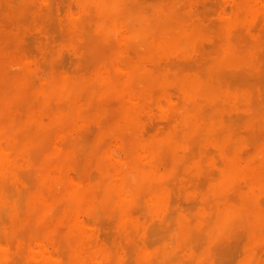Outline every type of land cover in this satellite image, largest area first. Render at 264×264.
<instances>
[{
	"label": "rangeland",
	"instance_id": "374dc122",
	"mask_svg": "<svg viewBox=\"0 0 264 264\" xmlns=\"http://www.w3.org/2000/svg\"><path fill=\"white\" fill-rule=\"evenodd\" d=\"M12 1V2H11ZM0 0V75H3V76H1L0 78H7V80L6 81H4V80H2V82H1V79H0V84L2 85V84H4V82H6L7 83V85L5 86V90L3 91V90H1V89H3V88H0V93H2V96L1 97H4V98H1L0 97V115L2 116V119H3V123H2V125L3 126H7L5 129L6 130H9V126L11 127V129H10V132H8L7 131V133H10V135L9 136H11V134H13V135H17L18 137L20 136V140L19 141H21V144H22V146H23V148L26 150V156L25 157H23V156H16L15 158H16V160H18V162L20 163V166L18 167V169H17V176H18V174H19V178H20V180H22L24 183H26V184H28V185H30L31 186V188H33L32 186L34 185L35 186V184H36V178H37V171H35V175H36V177H35V175H34V169L35 170H37V167H38V165L40 164V162H44V163H47V164H49L51 167H50V173L51 174H55L54 172H53V170L55 169V168H57V169H61V168H63V169H61L60 170V177H59V179L57 180V182H55L54 183V188L53 187H51V185H53V184H51V185H48V187H47V185H45V186H42V187H45V189H46V193H45V197H48V193H51V192H48L47 190H49V189H51L52 188V190H55V188H56V192L55 191H52V192H54L53 194L55 195V196H60L61 195V193H63V192H65V191H67V190H71V189H75V188H77L78 186H79V188H80V186H81V189L83 190V191H85V192H87V191H89L90 192V190H93V189H95L96 187H94L95 185L97 186L98 184L101 186L103 183H102V179L103 178H107L106 180H110L111 179V176H112V174H114V173H116L117 171H119V172H121V173H123V172H125L127 169H128V167H127V164H128V162H129V160H126L125 158H126V154L125 153H128L127 151V149H129L130 148V150H129V152L133 149V147H135L136 146V144H138V143H141V142H147V141H149L150 139H156V140H161V139H163V138H165V137H167V136H171L172 137V135H173V138L172 139H174V141H175V144L177 145V147L175 148V149H173V150H171V149H168V148H166V150L164 149V150H159V151H161V152H159V151H156L155 153H153V154H151V155H149V156H147V159L148 160H146V161H148V163H150V166L151 167H153L154 169H156L157 168V170L158 171H160V172H162L163 173V178H165V177H167L168 179H164V180H162L164 183L163 184H165V183H168L166 186L164 185V187H165V189H166V195H167V204H166V206H165V208H162L161 209V211H160V214H161V216L163 215V216H166L165 218H171L172 220H173V222H172V220H171V222L168 220L167 221V219H166V221L168 222H166L165 221V223L164 224H162V225H164V226H162V229H163V227H164V229L167 227L168 228V225L170 226V223L173 225V226H171L170 228H172V227H175V224H173L174 223V221H175V217L176 216H182L183 218H185V219H187V215H189L188 217H191L192 216V218H194L195 219V214L194 213H196V215H197V212L201 209V208H204L203 206H198V203L199 204H201L200 202L202 201H204V199L206 198V202L204 201V203H209V202H215L217 199H218V196L219 195H216L217 197H215V196H212L213 195V191H215V193H216V191L218 192V194L220 193V189L221 188H219L218 187V183H217V185L216 186H214L215 184H216V182H217V177L219 178V175H220V169H221V165H222V159H221V155H220V150H219V147L213 142V137L214 136H211L210 137V135H208L207 134V131H206V129L204 130H200L199 132H197L196 134H194V136H193V138H189L190 140L192 139L193 140V142H194V139H195V137L196 136H198L197 138L198 139H201L202 140V138H203V143H201L200 141H198L199 143V146L198 145H196L195 146V144H197L196 142V139H195V144H191V142H190V140L189 139H186V140H184V141H182L181 142V140H183V138L185 137V136H187L186 134H187V132L184 130V129H181L182 127L180 126L181 125V117H182V115H185V114H191V116L192 115H199V117H201L202 116V114H203V116L202 117H204L203 118V121H204V123H206L205 121H209V119H211L212 120V122L213 123H218L220 120V122L217 124V129H215V133H214V135L217 133V132H219V134H220V132H221V134L220 135H218L219 137H221L223 134H224V132H226V133H229L231 136H235L234 134H236V136L237 137H234V138H237V141H239L238 142V146H237V142H236V144H234L233 145V147H232V145H231V143H230V145H226V147L230 150V149H232V151H233V149H234V153H235V156L239 159V161L242 163V164H245V165H247V164H249V162H250V164H251V161H254L255 159H257L258 158V161L256 162L255 161V163H253V164H251V165H249V166H251L252 168H256V167H258L262 162H264V160H262V158H264V157H262L261 155H259V153L257 152L259 149H262V148H264V146H262L261 147V145H264V114H261V113H264V107H262V112H261V106H262V104H264V100H262V99H264V45H262V44H264V31H262V29H264V13H259L258 12V8H260V10L259 11H262V10H264V6H262V5H264V4H262V2H264V0H257L256 1V11L255 12H252V15H251V12L249 13V12H247V11H245V14L243 15V9L241 10V9H239V7H237V5H235L236 3H235V0H137V2H136V0H122V3L124 2V6H127V5H129V4H132V6H134V4H135V2H136V4L139 2V3H141L142 4V6H144V7H138V8H136L137 6H139V4H135L136 6H134L135 7V9L136 10H138L139 11V13H140V10L143 8H145V5H147V7H149V8H151V10L148 8L147 9V7L145 8V11L142 9L141 10V12L142 13H144V14H146L147 13V16L146 17H151V16H154V14L153 13H155V17H159V16H156V15H160V13H158L157 14V10L160 8V5H163V8H165V10L167 11L166 13L168 14V15H170V17L173 19V20H175V22L174 21H172L174 24H173V28H174V26H175V29H178V27L179 26H183V27H185V28H188V26L191 28V27H193L192 25H194V24H196L197 22L199 23V25L202 27V28H200L199 29V25H195L196 27L197 26H199V27H197L198 29H199V32H196L193 36H192V38H191V42H190V45L189 46H187V48L188 49H185L184 50V52H181V53H178L179 51H176V50H168V52H167V49H165V50H163L162 49V51L161 50H159L160 51V53H159V51H156V52H154V54H152L153 55V57L155 58V60L153 59V61H155V63L154 62H151V60H150V58L152 57V55H149V56H143V55H141L140 53H143L144 52V50H145V48H141V50L142 49H144V50H140V48H137V46H136V42H138L137 41V39H138V35H136V34H132L131 32H130V30L126 27V25L125 26H123V28H121V27H119V28H117L116 29V31H118L117 33H115V35H114V39H113V36H112V42H114V43H112V42H109V41H111V38H110V40L109 41H106V40H108V39H106V37H107V35H109V34H107L106 36H103L102 34V36L101 35H99L100 37H95V33H97V35L99 34V32H97V30L95 29L96 28V21L98 20V17H99V12L97 13V10L95 9V8H93V6L91 5V4H87L86 5V7H88L89 5H91V6H89V8H88V11H89V13L87 12V8L85 9H82V8H80V6L78 5V0H69V2L67 1V0H64V2H65V4H64V2H62L63 0H59L58 2H57V0L55 1H50L49 0V2H52L51 3V5H50V3L48 2V0H15V2L13 1V0ZM37 3H36V2ZM106 1L107 0H102V3L103 2H105L106 3ZM128 1V2H127ZM158 3H157V2ZM183 1V3L184 4H182L181 2ZM211 1V2H210ZM220 1V2H219ZM69 3V7L67 6L68 5V3ZM150 2V3H149ZM259 2H260V4H259ZM7 3H11V5H9V4H7ZM15 3H17V4H15ZM18 3H19V7L17 6L18 5ZM39 3V4H38ZM46 3H48V4H46ZM149 3V4H148ZM187 3V4H186ZM24 4V6H23V9H24V11L22 10V5ZM46 4V5H45ZM104 4V3H103ZM153 4H156V5H153ZM12 5H14V7L12 8ZM39 5V6H38ZM45 5V6H44ZM49 5H50V7L52 8V11H51V8L49 7ZM63 5H65V6H63ZM153 5V6H152ZM186 5V7H187V9H186V7L185 8H183L184 6ZM210 5V6H209ZM232 5V6H231ZM234 5V6H233ZM257 5H258V7H257ZM67 6V7H66ZM130 6V5H129ZM132 6H130V7H132ZM165 6V7H164ZM216 6V7H215ZM25 7H26V9H25ZM49 8V12L47 13V9ZM64 7V8H63ZM78 7H79V9H78ZM128 7V6H127ZM129 7V8H130ZM134 7H132V9L134 8ZM30 8V9H29ZM60 8H62V10H60ZM66 8H69V12L71 13V14H69V12H68V9H66ZM74 8H75V10H74ZM90 8H92L93 9V11H92V9H90ZM2 9V10H1ZM61 11V13H59L60 11ZM131 9V8H130ZM161 9V8H160ZM181 9V10H180ZM186 9V10H185ZM194 11H193V10ZM254 9V10H255ZM258 9V10H257ZM7 10V11H6ZM26 10V11H25ZM28 10V11H27ZM72 10H74V11H72ZM91 10V11H90ZM96 10V11H95ZM173 10H175L174 12H173ZM176 10H177V12H176ZM185 10V11H184ZM241 10V11H240ZM23 11V12H22ZM146 11H148V12H146ZM154 11V12H153ZM161 10H158V12H160ZM189 12L188 14L186 13V12ZM191 11H193V13H191ZM196 11V12H195ZM200 11V12H199ZM222 11V12H221ZM97 13V14H95V13ZM146 12V13H145ZM153 14V15H151L150 16V14L151 13ZM176 12V13H175ZM195 12V13H194ZM234 12V13H233ZM237 12H239V13H241L240 15H239V13H237ZM52 13H53V15H52ZM73 13H76V14H73ZM91 13H92V15H91ZM180 14V15H178V14ZM184 13H186V14H184ZM247 13H249V14H247ZM254 13V14H253ZM259 13V14H258ZM55 14V15H54ZM69 14V15H68ZM73 14V15H72ZM95 14V15H94ZM149 14V15H148ZM161 14H165L164 13V9H163V11L161 12ZM194 14V15H193ZM238 14V15H237ZM261 14V15H260ZM9 15V16H8ZM15 15V16H14ZM23 15V16H22ZM25 15V16H24ZM82 17V18H84L83 20H82V18L80 17V16ZM86 15V16H85ZM90 16V18L89 17H87V16ZM105 15V16H104ZM143 15V14H142ZM166 15V14H165ZM189 16V17H184V16ZM242 15V16H241ZM251 15V16H250ZM84 16V17H83ZM102 17H105V18H103V19H108V17H109V19L108 20H111V19H115L116 17H118V13L117 12H113L112 14H108L105 10L102 12V15H101ZM115 16V17H114ZM144 16V15H143ZM192 16V17H191ZM194 16V17H193ZM201 16V17H200ZM205 16V17H204ZM239 16H241V17H239ZM247 16V17H246ZM257 16V17H256ZM19 17H20V19H19ZM24 17V18H23ZM113 17V18H112ZM232 17V18H231ZM80 18H81V20H80ZM85 18H87L86 20H85ZM153 18V17H152ZM190 18H192V19H190ZM10 19H12V20H10ZM89 19H95L94 20V22L93 23H91V25H90V22L91 21H89ZM162 19V18H161ZM182 19H184V20H181ZM189 19V20H188ZM201 19V20H200ZM206 19V20H205ZM235 20L234 21V24L232 23V24H228L227 25V21H230V20ZM257 19V20H256ZM108 20H106V21H108ZM178 20V21H177ZM195 20H196V22H195ZM218 20V21H217ZM222 20V21H221ZM260 20H261V22H260ZM16 21V22H15ZM67 23H66V22ZM82 21V22H81ZM83 21H86V22H83ZM129 21H131V20H129ZM128 21V25L130 26V28L131 29H133V27H135L136 26V22H134L133 20V22L132 23H130ZM177 21V22H176ZM187 21H190V23H188ZM203 21V22H202ZM213 21L214 22H216V23H213ZM223 22V23H222ZM238 22V23H237ZM12 23H13V25H12ZM66 23V24H65ZM134 23V24H133ZM221 23V24H220ZM61 24V25H60ZM67 24H69L70 25V29H68V25ZM93 24V25H92ZM177 24H179V25H177ZM213 24V25H212ZM222 24H223V27H222ZM237 24V25H236ZM127 25V26H128ZM177 25V26H176ZM7 26V27H6ZM65 26V27H64ZM84 28H83V27ZM194 26V27H195ZM220 26V27H219ZM236 26H239V27H237L236 28ZM39 27V28H38ZM93 27V28H92ZM241 27V28H240ZM43 28V29H42ZM136 28V27H135ZM217 28H219V29H217ZM243 28H244V32H242L243 31ZM16 29V30H15ZM43 30V31H41V30ZM65 29V30H64ZM189 29V28H188ZM205 29H206V31H205ZM215 29V30H214ZM220 29H222V30H220ZM224 29V30H223ZM236 29V30H235ZM238 29H240V33H239V30ZM69 30H71V31H69ZM120 30V31H119ZM203 30H204V32H203ZM220 30V31H219ZM228 30H229V32H228ZM231 30H232V34H231ZM234 30V31H233ZM261 30V31H260ZM69 31V33H67ZM83 32V33H85V34H81L80 35V37L79 36H77V37H74V35H78V34H80V32ZM86 31V32H85ZM88 31V32H87ZM214 31V32H213ZM224 31H226L225 33H224ZM238 31V32H237ZM81 32V33H82ZM207 32V33H206ZM213 32V33H212ZM216 32V33H215ZM228 32V33H227ZM236 33L235 34V36H234V33ZM118 33H119V35H118ZM200 33H201V37H199L200 36ZM218 33H221V34H219L220 36H218ZM242 33H243V35H242ZM245 33V34H244ZM20 34V35H19ZM48 34V35H47ZM67 34H69V36L67 35ZM215 34V35H214ZM223 34V35H222ZM237 34H238V36H237ZM64 35V36H63ZM70 35L71 36H73V37H70ZM111 35V34H110ZM231 35V36H230ZM262 35V36H261ZM70 37V38H66V37ZM138 36V37H137ZM218 36V37H217ZM224 36V37H223ZM229 36H230V38H229ZM232 36H234V37H232ZM50 37V38H49ZM88 37V38H87ZM102 37V38H101ZM137 37V38H136ZM223 39H222V38ZM245 37V38H244ZM47 38V39H46ZM50 40H49V39ZM55 38V39H54ZM58 38H60V39H58ZM62 38V39H61ZM74 38V39H73ZM117 38H118V40H117ZM135 38H136V40H135ZM220 38V39H219ZM230 40H229V39ZM234 38H236L234 41H231V40H233ZM239 38V39H238ZM241 38V39H240ZM69 39V40H68ZM71 39V40H70ZM213 39H214V41H213ZM216 39V40H215ZM222 39V40H221ZM255 39H256V41H255ZM56 40V41H55ZM60 40H62V43H61V41ZM65 40V42H67V40L68 41H70V42H67V43H63V41ZM197 40V41H196ZM240 40V41H239ZM242 40V41H241ZM254 40V41H253ZM82 41H83V43H82ZM128 41V42H127ZM218 41V42H217ZM246 41V42H245ZM251 41H252V43H251ZM72 42V43H71ZM134 42V43H133ZM199 42V43H198ZM243 42V43H242ZM246 44H245V43ZM77 43V44H76ZM195 43V44H194ZM215 43V44H214ZM235 43H236V45H235ZM250 44V45H248V44ZM67 44V46H64V45H66ZM76 46H75V45ZM133 44V45H132ZM197 44V45H196ZM203 44V45H202ZM204 44H206L205 45V47H204ZM239 44V45H238ZM261 44V45H260ZM46 45V46H45ZM209 45V46H208ZM214 45H215V47H214ZM223 45V46H222ZM234 45H235V47H234ZM241 45V46H240ZM245 45V46H244ZM47 46H48V48H47ZM52 46H54V47H52ZM123 46V47H122ZM195 46H197V47H195ZM202 46H203V48H202ZM208 46V47H207ZM218 46H221V47H218ZM224 46H229V47H231L232 49H234L235 51L237 50V53H238V55H239V57H242V59L243 60H241L240 62H239V64L237 63L236 65H228V64H220V63H218V62H216V57H218V55H215V54H217L219 51L221 52V50H222V48L224 47ZM247 47V48H244V47ZM51 47V48H50ZM76 47L78 48V52H76L77 51V49H76ZM86 47V48H85ZM88 47V48H87ZM93 48V49H90V48ZM212 47H214V48H212ZM218 48V49H216V51H217V53H215L216 51H215V48ZM251 47V48H250ZM252 47H253V49H252ZM50 48V49H49ZM199 48V49H198ZM243 48V49H242ZM74 49V50H73ZM89 49V50H88ZM245 49V50H244ZM50 50V51H49ZM52 50V51H51ZM59 50V51H58ZM85 50H87V52L85 51ZM126 50L128 51V52H126ZM135 50V51H134ZM193 50H195V51H193ZM201 50V51H200ZM213 50V51H212ZM219 50V51H218ZM241 51V52H239V51ZM258 50V51H257ZM31 51V52H30ZM60 51H62V52H60ZM75 51V52H74ZM89 51V52H88ZM92 53H91V52ZM165 51V53L164 54H162L161 52H164ZM171 51V52H170ZM188 51V52H187ZM199 53H198V52ZM203 51H206V52H203ZM243 51V52H242ZM255 51V52H254ZM259 52V53H257V52ZM51 54H50V53ZM52 52H53V55H52ZM64 52V53H63ZM219 52V53H220ZM254 52V53H253ZM37 53H39V54H37ZM60 53H61V55H60ZM83 53V54H82ZM132 53L134 54V55H132ZM206 53V54H205ZM42 54V55H41ZM45 54V55H44ZM63 54V55H62ZM88 54H90V55H88ZM178 54L180 55V56H178ZM211 54H213L212 56H211ZM88 55V56H87ZM128 55H131V56H128ZM155 55V56H154ZM164 55H166V56H164ZM177 55V57L175 58V56ZM191 55H192V58H189V57H191ZM16 56H18V57H16ZM60 56V57H59ZM83 58H82V57ZM85 56V57H84ZM117 56V57H116ZM210 57V58H208V57ZM252 56V57H251ZM16 57V58H15ZM46 57V58H45ZM124 57V58H123ZM152 57V58H153ZM196 57H198L197 58V61H199V62H197V61H195L196 59ZM203 57V58H202ZM45 58V59H44ZM78 58V59H77ZM136 58V59H135ZM163 58V59H162ZM167 58H168V60H167ZM169 58H173V60H171V62H170V59ZM201 58H202V60H201ZM213 58H215V59H213ZM253 58V59H252ZM257 58V59H256ZM38 59H40V60H38ZM61 59V60H60ZM80 59V60H79ZM122 59V60H121ZM148 59H149V61H148ZM161 59H162V61H161ZM188 60V61H186V60ZM194 59V61L192 62V63H196L194 66L192 65V64H190L189 63V61L191 60H193ZM204 59V60H203ZM215 60L214 62H213V60ZM248 59V60H247ZM164 60V61H163ZM244 60H245V62H244ZM246 60H247V63H246ZM256 60V61H255ZM38 61V62H37ZM45 61V62H44ZM47 61V62H46ZM65 61V62H64ZM87 63H86V62ZM125 61H128V62H125ZM134 61V62H133ZM136 61H138V62H136ZM148 61V62H147ZM161 61V62H160ZM173 61V62H172ZM176 61H178V63L176 62ZM184 61V62H183ZM252 61V62H251ZM125 62V64H124V67H123V63ZM135 62H136V64L139 66V65H141V67H140V69L138 70V74L139 73H141V72H143L144 74H143V76H144V79H145V77H146V75L147 74H149V75H151L150 73H154L155 75H154V77L157 75V73H155L154 71H156V72H160V73H163V71L165 72V73H163L162 75L160 74V73H158V74H160V75H157V76H159L160 77V80H159V78L157 79V78H155V80L153 81V85L155 86V83H156V87H154L152 84L151 85H149L150 86V88L148 87V90L147 91H145L146 89H147V82L143 79H141L140 80V78H141V76H140V78H139V80H137L138 82H143L144 83V85H142V84H138V82L136 81V79H132V78H128L127 77V73L125 74V73H121V72H126V70L125 71H122L123 70V68L124 69H126V67H127V64L128 63H133V64H135ZM146 62V63H145ZM150 62V63H149ZM168 62H170V63H168ZM202 62V63H201ZM206 63V64H204V63ZM241 62H243V63H241ZM256 62H258V63H256ZM143 63H145V64H143ZM147 63H149V65L147 64ZM162 63V64H161ZM176 63V64H175ZM200 63V64H199ZM118 64V65H117ZM151 64H154V66H153V68H152V66H151ZM160 64H161V66H160ZM198 64V65H197ZM212 64H215L214 66L216 67V69H214V66H212ZM250 64V65H249ZM255 65V67H253L254 65ZM42 65V66H41ZM106 65V66H105ZM114 65V66H113ZM145 65V66H144ZM176 65V66H175ZM181 65V66H180ZM183 65V66H182ZM191 65H192V67H195V68H189V67H191ZM199 66V67H197V66ZM206 65V66H205ZM5 66V67H4ZM99 66H100V68H101V70H100V68H99ZM111 67L110 68V70H111V72L109 71V68L108 67ZM119 66V67H118ZM150 66V68L152 69V70H150L148 67ZM158 66H160V67H158ZM183 69V67L185 66V67H187V68H184L185 70L186 69H189V70H181V68ZM212 66V68H213V70H212V68H210ZM221 66V67H220ZM224 66H226V67H224ZM3 67H4V69H3ZM49 69H47V68ZM114 67V68H113ZM156 67H158V68H156ZM178 67V68H177ZM220 67V68H219ZM224 69H226V70H224ZM239 67H243L244 69H245V67H246V69H248V70H244V69H242L241 70V68H239ZM17 68V69H16ZM25 69V71H24V69ZM64 68H66V71H68V72H66L65 71V69ZM113 68V69H112ZM156 68V69H155ZM179 68H180V73L178 72V70H179ZM202 68V69H201ZM258 68V69H257ZM19 69L21 70V72L20 73H22V74H20L21 76H23V77H20L19 76ZM42 69V70H41ZM59 69H61V70H59ZM64 69V70H63ZM177 69V70H176ZM194 69V70H193ZM195 69H196V71H195ZM198 69H200V70H198ZM205 69V70H204ZM209 69H210V72H209ZM220 69V71H219V74H218V70ZM229 69H231L230 71H229ZM237 69H239L238 71H237ZM1 70H2V73H1ZM80 70V71H79ZM85 70V71H84ZM114 70V71H113ZM145 70V71H144ZM154 70V71H153ZM158 70V71H157ZM160 70H162V71H160ZM176 70V71H175ZM213 72H212V71ZM236 71V72H239V74H241L240 76H239V74L238 73H235L234 71ZM240 70L241 71H243V72H240ZM250 70V74H251V72H252V74H251V76L250 75H248L249 73H248V71ZM7 73H5V72ZM87 71V72H86ZM116 71V72H115ZM184 71V72H183ZM195 71V72H194ZM201 71H202V73H201ZM205 71L207 72V74H205ZM215 71H216V73L219 75H215L214 74V77H213V79H212V76L211 75H213V73H215ZM232 71V72H231ZM253 71H256L255 73L257 74V75H253ZM259 71V72H258ZM23 72H24V74H23ZM53 72V73H52ZM66 72V73H65ZM75 72V73H74ZM110 74H108V73ZM220 72H221V74H220ZM244 72H246V78H245V74H244ZM12 73V74H11ZM65 73V74H64ZM124 74L123 75V77H121V75H119L120 76V78H121V80L119 79V77L116 75H113V77H112V74ZM146 73V74H145ZM166 73H167V75H171V76H167L166 75ZM174 73H175V75H174ZM177 73H179V74H177ZM185 73V74H184ZM197 73V74H196ZM28 74H29V76H32V78L31 77H29L28 76ZM34 74H35V76H34ZM51 74H53L54 76H61L60 78H69V79H71V85L72 84H74V86H72V88H71V108H73L74 106V111L76 112V120L73 122V125H71V128H68L67 127V129H65V128H63L62 126H61V124L59 123L58 125L55 123V119H54V112L56 111V113H58V112H65L66 111V109L68 108L67 107V102H69V101H65V109H64V107H63V109H62V111L59 109V107H61V106H59V105H61V103H63L64 101H62V100H64L63 98V96H61V95H54V96H52L51 95V97H50V94H48L46 91H45V89H46V85H47V77H49V76H51ZM59 74V75H58ZM61 74V75H60ZM82 74H84V75H82ZM86 74H88V75H86ZM96 74H100V76L102 77V79H104V81H102L101 82V84L99 85V84H93L92 82H93V80H94V78H95V75ZM103 74V75H102ZM108 74V75H107ZM198 75V74H200V75H202V76H200V75H198V76H200V78H201V80L202 81H204V82H207V83H210L213 87L215 86V89L216 90H220V92H221V95H222V97H220V103H219V106H220V108L218 107V106H215V107H213L214 105H212V101H208V100H205V99H203L202 100V98L201 97H198V96H193V95H191V96H189V95H186V94H184L181 90H179L178 88H177V86H176V84H175V79L177 78V76H179V77H181V76H191V75ZM228 74V75H227ZM27 75V76H26ZM47 75V76H46ZM49 75V76H48ZM81 75V77H79ZM222 75V76H221ZM234 75V76H233ZM236 75V76H235ZM104 76V77H103ZM110 76V77H109ZM126 76V77H125ZM151 76H153V75H151ZM164 76H166V77H169L170 79H165L166 77H164ZM216 76V77H215ZM237 76H238V78H237ZM243 76V77H242ZM250 77V79H248L249 77ZM9 77V78H8ZM24 77H26V78H24ZM36 77V78H35ZM43 78V80H42V78ZM106 77V78H105ZM116 77H118L117 79H119V81L116 79ZM153 77V78H154ZM220 78L219 79V82H218V84H217V79L216 78ZM225 77V78H224ZM236 77V78H235ZM241 77V78H240ZM21 78V79H20ZM40 78H41V80H40ZM124 78H125V80H124ZM143 78V77H142ZM161 78H163V79H161ZM229 78V79H228ZM233 78V79H232ZM252 78V79H251ZM80 79V80H79ZM89 80V82L88 81H86V80ZM126 79H127V81H126ZM130 79H132V80H130ZM232 79V80H231ZM238 79V80H237ZM12 80V81H11ZM24 80H26V82L27 83H25V81ZM35 81V87L37 88V89H33L34 87V83L32 82V81ZM39 82H42L43 81V84H44V87H43V84L42 83H38V81ZM83 80L85 81L84 83H83ZM117 80V81H116ZM164 80H166L165 82H164ZM207 80H209V81H207ZM215 80H216V83H215ZM234 80V81H233ZM4 81V82H3ZM10 83H9V82ZM30 81V82H29ZM74 81H76V82H74ZM112 81H114V82H112ZM129 81H130V84H128L129 83ZM131 81H133V82H131ZM137 82V88L135 87V83ZM214 81V82H213ZM236 81V82H235ZM239 81H241V82H239ZM78 82V84H76L75 85V83H77ZM87 82V83H86ZM135 82V83H134ZM157 82L159 83H162L163 84V82L165 83V84H167V85H164V87L162 86V87H159V86H157V85H160V84H157ZM170 82V83H169ZM212 82V83H211ZM227 82V83H226ZM237 82H239V83H237ZM252 82V83H251ZM254 82V83H253ZM29 83H30V85H29ZM37 83H38V86H37ZM90 83H92L91 85H92V88H89V86L88 87H85L87 84H89L90 85ZM119 83H121V84H119ZM230 83V84H229ZM232 83H236V84H232ZM242 83V84H241ZM20 84V85H19ZM32 84H33V86H32ZM133 84V85H132ZM220 84V85H219ZM228 84L230 85V88H229V86H228ZM232 84V85H231ZM241 84V85H240ZM246 84L248 85V87H246ZM0 85V86H1ZM5 85V84H4ZM26 85V86H25ZM94 85V86H93ZM97 85V86H96ZM121 85V86H120ZM130 85H132V87L130 86ZM141 87H140V86ZM175 85V86H174ZM218 85L220 86V87H218ZM224 87H223V86ZM244 85V86H243ZM24 87V88H22V87ZM41 86V88H39V91H35V90H38V87H40ZM223 88H222V87ZM234 86V87H233ZM243 86V87H242ZM2 87H4L3 85H2ZM25 87H27V88H29L28 89V92L29 93H27V91H23L22 92V94L24 93V96L27 98V96L30 98V100H32L31 102H29L30 100H29V98H28V105H29V107H25V105L27 104L26 102H27V100L25 99L24 101H23V95L22 94H20L21 92L18 90V89H26L27 90V88H25ZM32 87V90L30 89ZM74 87V88H73ZM91 87V86H90ZM95 87H97V88H95ZM140 87V88H139ZM43 88H44V91H41V90H43ZM84 88H85V95L84 94H81V93H84L83 91H84ZM86 88H88L87 89V91H86ZM94 88L96 89V90H94ZM99 88V89H98ZM118 88V89H117ZM160 89V92L158 91V89ZM166 88H168V89H170L169 91H170V93H169V91L166 89ZM174 88V89H173ZM222 88V89H221ZM246 88H248L247 90H249L248 91V93H246L247 92V90H246ZM41 89V90H40ZM78 89V90H77ZM127 89H129L130 90V92H128L129 90H127ZM138 89V90H137ZM157 89V90H156ZM173 89V90H172ZM230 89V90H229ZM232 89V90H231ZM238 89V90H237ZM255 91V93H253V90ZM8 92H7V91ZM97 90H99L100 91V93L102 92V94H100V93H98L99 91H97ZM123 90H127V92H125V91H123ZM132 90H134L133 92H134V94H133V92H132ZM150 90H151V92H150ZM155 90V91H154ZM168 92H167V91ZM171 90H172V92H171ZM246 90V91H245ZM261 92H260V91ZM6 91V92H5ZM110 91H111V94H110V96L109 95H107V94H109L110 93ZM135 91L137 92L136 94H135ZM149 91V92H148ZM157 91H158V94H156L157 93ZM174 91V92H173ZM181 91V92H180ZM252 91V92H251ZM20 92V93H19ZM46 92V93H45ZM132 92V93H131ZM7 93V94H6ZM99 95H98V94ZM152 93V94H151ZM174 93H177V94H174ZM226 93V94H225ZM259 93V94H258ZM26 94V95H25ZM82 95V97H81V95ZM97 94V95H96ZM107 95V96H109L108 98H106L105 99V95ZM127 94V95H126ZM133 94V95H132ZM144 94H147V96L146 97H144ZM149 94H151V95H149ZM167 94V96L168 97H170V99H172L171 101H167L168 103H169V105H168V103H166L165 102V100H166V97H164V95H166ZM261 94H262V96H261ZM3 95H7L6 97L5 96H3ZM37 95H40L39 97H36ZM45 95V96H44ZM154 95H156V97H154ZM225 95V96H224ZM239 95V96H238ZM245 95V96H244ZM253 95H255V96H253ZM43 96H44V98H43ZM56 96V97H55ZM127 96V97H126ZM139 96V97H138ZM143 96V97H142ZM179 96V97H178ZM192 96H193V98H192ZM232 96V97H231ZM250 96H253L254 97V99L256 98V96H257V98H256V100L258 99H260V102H258V101H256V106H255V104L253 103L254 102V99H252V100H249V102L251 101L253 104H254V106H252V104H250L249 102H248V97H249V99H251L252 97H250ZM59 97V98H58ZM63 97V98H62ZM84 97V98H83ZM95 97V98H94ZM100 97H101V99H100ZM104 97V98H103ZM134 97H135V100H134ZM141 97V98H140ZM177 97L179 98V100H177ZM195 97H197L196 99L197 100H201V102H200V104L198 103L199 101H196V99H195ZM223 97H225V99L223 98ZM228 97H231V98H228ZM244 97H245V99H244ZM247 97V98H246ZM260 97H262V99L260 98ZM36 98V99H35ZM38 98V99H37ZM43 98V99H42ZM80 98L81 99H83V100H81L80 101ZM89 98V99H88ZM125 98H128V99H125ZM130 98V99H129ZM137 98V99H136ZM138 98H140V99H138ZM156 98V100H153V99H155ZM176 98V99H175ZM199 98V99H198ZM238 98H239V100H241V101H239L238 100ZM241 98V99H240ZM20 99H22V100H20ZM35 99V100H34ZM49 99H51V100H49ZM61 99V100H60ZM94 99H96L95 101H94ZM104 101H103V100ZM160 99V100H159ZM230 99V100H229ZM20 100V101H19ZM106 100V101H105ZM121 100H122V102H121ZM129 100V101H128ZM168 100V99H167ZM38 101V102H37ZM51 103H49V102ZM60 101H62V102H60ZM78 101V102H77ZM100 104H98L97 102ZM100 101V102H99ZM103 101V102H102ZM127 101V102H126ZM154 103H153V102ZM158 101H160L161 103L159 104V105H156V104H158ZM173 101V102H172ZM174 101H176V102H174ZM182 101V102H181ZM203 101V102H202ZM239 101V102H238ZM22 102H24V104H22L21 105V103ZM57 102H59L58 104L59 105H57V103H56V105H57V107H55L54 108V106H55V103ZM96 102V103H95ZM119 102H121V103H119ZM156 102V103H155ZM178 102V103H177ZM184 102V103H183ZM190 102V103H189ZM237 102V103H236ZM15 103H17V105H15L14 107H15V110H13L14 109V107H11V106H13ZM26 103V104H25ZM49 103V104H48ZM75 103H77V104H75ZM79 103V104H78ZM125 105H124V104ZM192 103V104H191ZM201 103H202V105H201ZM204 103H206V105L204 104ZM258 103V104H257ZM260 103V104H259ZM262 103V104H261ZM30 104H31V106H30ZM32 104H35V105H37V106H35V105H32ZM39 104H40V106H39ZM52 104H54V106L52 105ZM64 104V103H63ZM62 104V105H63ZM128 104V105H127ZM133 106H132V105ZM177 104H179V106H177ZM184 106H183V105ZM189 104H191V105H189ZM237 104V105H236ZM248 104V105H247ZM249 104H250V107L252 106V109H250V107H249ZM11 105V106H10ZM21 105V108H22V106L24 105V109L26 110H20V109H18L17 107L18 106H20ZM52 105V106H51ZM76 105H81V107L79 108V106H76ZM121 105V106H120ZM127 105V106H126ZM135 105V106H134ZM148 105V106H147ZM162 105V106H161ZM201 105V106H200ZM204 105V107H202ZM208 105L209 106H211V107H209L208 108ZM224 105V106H223ZM226 105V106H225ZM244 105V106H243ZM9 106L11 107V108H9ZM34 107V110L33 111H36L35 113H34V115L36 116H34L33 115V119H30V118H28V114H27V111H28V108H31V107ZM44 106V107H43ZM120 106V107H119ZM131 107L134 111L135 110H137V109H135V107L137 108V107H139L138 108V110H139V112L138 111H135L136 113H134V114H132L134 111L133 110H131V111H129L128 109H130L129 107ZM152 106V107H151ZM183 106V107H182ZM206 106V107H205ZM239 106V107H238ZM242 106V107H241ZM245 106H246V109H245ZM257 106H259V107H257ZM37 107H40L39 109H37ZM49 107H51V108H49ZM89 107V108H88ZM127 107H128V109H127ZM134 107V108H133ZM150 109H149V108ZM164 107H165V109H164ZM167 107V108H166ZM170 107V108H169ZM216 107L218 108V110H219V113L216 111V113L214 112V113H212V111L215 109L216 110ZM223 107H226V108H224L223 109ZM254 107H255V109H254ZM257 107V108H256ZM13 108V109H12ZM62 108V107H61ZM77 108H79V110L77 109ZM84 108V109H83ZM123 110H122V109ZM178 108H179V110H178ZM205 109V112L204 113H202L201 111V109ZM250 110H249V109ZM3 109V110H2ZM43 109H44V111H43ZM49 111H48V110ZM51 109V110H50ZM58 109V110H57ZM84 110V112H83V110ZM153 109V110H152ZM157 109V110H156ZM204 109H203V111H204ZM212 109V110H211ZM227 109V110H226ZM256 110V109H260V111H254L255 113H253L251 110ZM2 110V111H1ZM11 110V111H10ZM82 110V111H81ZM126 110L129 112H126ZM171 110H173V111H171ZM200 110V111H199ZM214 110V111H215ZM51 111V112H50ZM120 111V112H119ZM133 111V112H132ZM194 111H196V112H194ZM199 111V112H198ZM233 111V112H232ZM44 113V116H43V113ZM50 112V113H49ZM169 112H170V114H169ZM178 112V113H177ZM191 112V113H190ZM193 112H194V114H193ZM207 112V114H205ZM222 112H224V113H222ZM252 112V114H250ZM260 112V113H259ZM9 113H10V116L11 117H8V115H9ZM23 113V115L22 116H25V117H22L21 116V114ZM127 113H128V115L129 116H132L131 118L133 119H131V118H129V116L127 115ZM212 113V114H211ZM236 114V115H234V114ZM2 114H4V116L2 115ZM18 115V117H16L17 115ZM50 114V115H49ZM132 114V115H131ZM143 114V115H142ZM147 114H149V116L147 115ZM171 114L173 115V116H171ZM176 114V115H175ZM182 114V115H181ZM215 114H217L218 116L220 115L221 116V119H220V117H216V118H214L215 117ZM245 114H247L246 116L248 117H246L247 119H248V123L247 124H245L246 123V118H245ZM256 114H257V117L255 118V116H256ZM20 115V116H19ZM49 115V116H48ZM128 116V118H127V116ZM138 115V116H137ZM208 115L210 116H213V117H211L210 116V118H208ZM229 115H232V116H238L237 118H238V120L235 118V117H232V116H230L229 117ZM241 117H240V116ZM250 115H252V116H250ZM1 116H0V118H1ZM48 116V117H47ZM50 116H51V118H50ZM80 118H79V117ZM84 116V117H83ZM145 116H147V117H145ZM155 116H157V117H155ZM224 116H228L227 118H235L234 120L233 119H231V120H228L227 121V119H226V117H225V119L223 118ZM5 117V118H4ZM15 119H14V118ZM42 117H43V119L44 118H46L47 120H43L42 119ZM83 117V118H82ZM139 117V118H138ZM173 117V118H172ZM177 117V118H176ZM192 117H194V116H192ZM201 117V118H202ZM244 117V118H243ZM18 118V119H17ZM24 118V119H23ZM27 118V119H26ZM38 118V119H37ZM168 118V119H167ZM171 118V119H170ZM1 119V120H2ZM50 119V120H49ZM144 119V120H143ZM208 119V120H207ZM225 120V121H223V120ZM239 119H242V124H240V122H241V120H239ZM6 122H5V121ZM80 120L81 121H83L82 123L80 122ZM142 120V121H141ZM202 120V119H201ZM236 120V123L234 122ZM245 121V123H244V121ZM254 120H256L255 122H254ZM258 120H259V123L260 124H258ZM230 121H232V122H230ZM240 121V122H239ZM33 122V123H32ZM57 122V121H56ZM80 122V123H79ZM225 124H223V123ZM228 122L229 123H231V124H233V127H231L230 126V124H228ZM252 122H253V125H255L256 124V122H257V124L254 126V128H253V126H252ZM0 123V124H1ZM31 123H32V125H31ZM36 123H39L40 125H41V127H38L37 125H36ZM77 123V124H76ZM79 123V124H78ZM145 123V124H144ZM169 123H170V125H169ZM55 124H56V126H55ZM142 124V125H141ZM152 124V125H151ZM207 124V123H206ZM205 124V125H206ZM221 124V125H220ZM226 124H227V126H226ZM237 124H240L241 126H239V125H237L238 127H242L241 129L239 128H237V126L236 125ZM244 124H245V128H244ZM262 124V125H261ZM18 125V126H17ZM31 125V126H30ZM220 125V126H219ZM234 125H235V127H234ZM248 125V126H247ZM250 125V126H249ZM261 126V127H259V126ZM26 126H28L29 128L31 127L32 128V130H30L29 131V128L28 127H26ZM60 126H61V129H60ZM147 126V127H146ZM176 126V127H175ZM177 126H179L178 128H177ZM224 126V127H223ZM252 126V127H251ZM258 128H257V127ZM13 127V128H12ZM139 127V128H138ZM181 127V128H180ZM222 127L224 128V130H226V131H223V133H222ZM230 127H231V130H230ZM248 127H250V128H248ZM16 128H18V129H16ZM23 128H25V129H23ZM27 128V129H26ZM30 128V129H31ZM145 128V129H144ZM148 128V129H147ZM180 128V129H179ZM229 128V129H228ZM233 128H237V130H238V132L241 134H239V133H237L236 131V129H235V131H233L234 129ZM14 129V130H13ZM25 130L26 132H24L23 130ZM38 129H42L41 131H43L44 133H42L43 135H41V136H39V137H37V136H35L36 134L38 135V133H36V131L38 130ZM46 129V130H45ZM55 129H57V130H59L60 129V131H61V134H59L60 133V131H57V130H55ZM80 129V130H79ZM159 129V130H158ZM233 129V130H232ZM246 129H248V130H246ZM78 130V131H77ZM149 130V131H148ZM171 132H170V131ZM179 130V131H178ZM181 130V131H180ZM218 130V131H217ZM23 131V132H22ZM77 131V132H76ZM179 133H178V132ZM185 131V132H184ZM204 131H206V132H204ZM229 131V132H228ZM231 131V132H230ZM233 131V132H232ZM251 131V132H250ZM38 132H39V130H38ZM83 132V133H82ZM145 132V133H144ZM174 133V134H172L171 135V133ZM235 132V133H234ZM20 133V134H19ZM34 133V134H33ZM36 133V134H35ZM72 134V135H70V136H68L69 134ZM122 133H124V137H120V136H122L123 134ZM184 133H186V134H184ZM203 133H205V134H203ZM232 133V134H231ZM254 133L256 134V135H254ZM19 134V135H18ZM44 134L47 136L46 137V139H44L43 137H44ZM66 134V135H65ZM74 134L78 137L77 139H76V136L74 137ZM80 136H79V135ZM153 134H155V136L154 137H156V138H154L153 137ZM218 134V133H217ZM217 134H216V138L218 139L219 137L217 136ZM239 134V135H238ZM50 135H52V136H50ZM129 135V136H128ZM175 135H177V137L175 136ZM200 135V136H199ZM34 136V137H33ZM85 136V137H84ZM119 136V137H118ZM128 136V137H127ZM149 136V137H148ZM174 136L176 137V138H174ZM243 136L245 137V138H247L248 140H246L245 138H243ZM13 137H15V136H11V137H9L10 139H12ZM31 137H33V138H31ZM51 137V139L49 140V138ZM64 137H66V138H64ZM76 139V140H74V138ZM79 137H81V138H79ZM84 139H83V138ZM200 137V138H199ZM210 137V138H209ZM232 137V144L234 143V140L236 141V139H234ZM31 138V139H30ZM42 138H43V141L45 142V140H46V143L43 145V141H42ZM68 138H71V139H73L74 140V142H72L71 143V145H70V143L69 144H67V142H69L71 139H68ZM86 138V139H85ZM121 138V139H120ZM128 138V140H126ZM130 138L132 139V141H130ZM187 138V137H186ZM208 138H209V140H208ZM252 138V139H251ZM16 139V138H15ZM65 139H67L66 140V142L65 141H63V140H65ZM83 139V140H82ZM197 139V140H198ZM245 139V140H244ZM250 139V140H249ZM32 140V141H31ZM73 140H71V141H73ZM77 140H79V141H77ZM81 140V141H80ZM86 140H88V141H86ZM100 140H102V141H100ZM121 140H123V142L121 141ZM189 140V141H188ZM191 140V141H192ZM258 141L259 140V142H261L259 145H258V142H255V143H252V142H254V141ZM262 140V141H261ZM30 141V142H29ZM47 141H49L50 143L49 144H47ZM63 141V143H61ZM70 141V142H71ZM76 141V142H75ZM82 141H84V142H82ZM87 143H86V142ZM92 141H94V142H92ZM126 141V142H125ZM127 141H130V144H128V142ZM244 141H245V143L247 142V145L246 144H244ZM249 141V142H248ZM51 142L53 143L52 145L54 146H51ZM86 143V144H82V143ZM88 142H90V143H88ZM96 142V144L97 145H94V143ZM101 142V143H100ZM206 142V144H204ZM39 143H41V145H43L44 146V148H43V146H42V148L43 149H45V148H49L47 151L46 150H42V148L39 146V148L37 147L36 149H37V151H35L36 149H31L30 151L28 150L29 148H31V147H36V146H38L39 145ZM60 143H61V145H60ZM80 143V144H79ZM257 143V144H256ZM78 144L80 145L79 147H78ZM83 146H82V145ZM87 144H89L88 146H89V148H88V146H87ZM122 144H123V146H122ZM191 144V145H190ZM254 144H256V145H254ZM48 145V146H50L52 149H50V147H46V146ZM56 145V146H55ZM59 145V146H58ZM126 147H125V146ZM62 146V147H61ZM72 148H70V147ZM82 146V147H81ZM92 146V147H91ZM122 146V147H121ZM195 147V148H192V147ZM204 147V146H208V147H204L206 150H205V152L203 151L204 150V148L202 149V147ZM210 146V147H209ZM57 147V148H56ZM59 147H61V148H59ZM80 147H81V149H80ZM84 147V148H83ZM86 147V148H85ZM56 150H55V149ZM78 148V149H77ZM93 148V149H92ZM120 148L122 149V151H120ZM125 148H127V149H125ZM164 148V147H163ZM190 148V149H189ZM81 151H80V150ZM87 149V151L85 152L84 150H86ZM188 149V150H187ZM197 149V150H196ZM200 151H199V150ZM202 149V150H201ZM208 149H209V151H208ZM29 151V153H28V151ZM93 150V153H91V151ZM189 150H190V152H189ZM211 150V151H210ZM262 150H264V149H262ZM96 151V152H95ZM166 151H167V153L169 154V152H170V154H169V156H168V154L167 155H163V154H161V153H166ZM191 151H193V152H191ZM194 151H195V153L197 152L198 153V151H199V153H200V155H197V153L195 154L194 153ZM203 151V152H202ZM206 151L208 152V154H209V152H210V154L208 155L207 153H206ZM227 151V150H226ZM231 151V150H230ZM237 151V152H236ZM241 151H242V153H241ZM246 151V152H245ZM34 152V153H33ZM38 152V153H37ZM79 152V153H78ZM81 152H82V154H81ZM85 152V153H84ZM95 152V153H94ZM185 152H187V153H190V155L192 156L191 158H189L190 157V155L189 154H187V156H188V159H190V160H188L187 158H185V156H184V153ZM42 153V154H41ZM84 153V154H83ZM159 153V154H158ZM183 153V154H182ZM198 153V154H199ZM213 153V154H212ZM243 153H247L246 154V156H245V154H244V156L243 157H241V155H243ZM28 154L30 155V158H29V156H28ZM34 154H39V156H40V154H41V156H40V158L38 157V158H35V157H37L36 155H34ZM61 154V155H60ZM123 154V155H122ZM186 154V153H185ZM241 154V155H240ZM258 154V155H257ZM34 155V158L32 157ZM57 155H59V157H57ZM74 155H75V157H74ZM148 155V154H147ZM194 155H196L197 157H194ZM257 155V156H256ZM52 156L54 157V159L52 158ZM57 158H56V157ZM125 156V157H124ZM166 156V157H165ZM168 156V157H167ZM173 158H171V157ZM202 156V157H201ZM215 156V157H214ZM258 156H260V157H258ZM43 158V160H42V158ZM77 157V158H76ZM155 157V158H154ZM183 157V158H182ZM239 157H241V158H239ZM33 158V159H32ZM55 158L57 159L56 161H54L53 162V160H55ZM75 160H77V161H75ZM119 158V159H118ZM170 158H171V161H170ZM178 158V159H177ZM208 158H210V160H209V164H208V160L207 159ZM216 158V159H215ZM30 159H32L33 161H35V162H32V160H30ZM37 159H39V160H37ZM50 159H53L52 160V162L53 163H51V160ZM68 159V160H67ZM69 159H72V160H74V161H72V160H69ZM91 159V160H90ZM120 159L121 160H123V161H126L125 163L122 161H120ZM125 159V160H124ZM128 159V158H127ZM154 159V160H153ZM182 159H184V160H182ZM187 159V160H186ZM254 159V160H253ZM63 160V161H62ZM65 160H66V162H65ZM80 160V161H79ZM90 162H89V161ZM186 160V161H185ZM207 160V161H206ZM24 162V163H22V162ZM61 161H62V163H61ZM152 161V162H151ZM167 161H168V163H167ZM37 162V163H36ZM65 162V163H64ZM68 162V163H67ZM69 162H76L75 164H73V165H70L69 164ZM85 162V163H84ZM169 162H170V164H169ZM182 162H185V163H183L184 165V167H187V169L185 170V169H183V166L181 165V163ZM187 162V163H186ZM212 162V163H211ZM51 163V164H50ZM121 163V164H120ZM219 163V164H218ZM259 163V164H258ZM59 164H62L61 166H59ZM69 164V165H68ZM87 166H86V165ZM90 164V165H89ZM124 164V167H121L122 165ZM141 164H143V163H141ZM144 164H147V163H145L144 162ZM165 164V165H164ZM171 164H172V167H169V165L171 166ZM212 164V165H211ZM221 164V165H220ZM33 165V166H32ZM76 165H77V167H76ZM90 166V168H89V166ZM92 165V166H91ZM121 165V166H120ZM206 165H207V167H206ZM257 165V166H256ZM60 168H59V167ZM64 166V167H63ZM144 166H147V165H144ZM182 166V167H181ZM216 166V167H215ZM30 167L33 169L32 171L30 170V172H29V169H30ZM107 167L109 168V169H107ZM116 167V168H115ZM164 167L166 168H168L169 167V169H164ZM174 167V168H173ZM193 167V168H192ZM117 168H119V170H112V169H117ZM120 168H121V171H120ZM125 168V169H124ZM182 170H181V169ZM204 168V169H203ZM216 168V169H215ZM21 169H22V171H21ZM76 169V170H75ZM103 171H102V170ZM180 169V170H179ZM188 169H190L191 171H194L195 170V173L196 174H198L199 175V177L197 176V175H195V173L194 172H191V171H189L190 172V174L192 173V176H190V175H188ZM192 169H194V170H192ZM212 169V170H211ZM171 170H174V171H176V172H171ZM177 170H179V172L177 171ZM28 171V172H27ZM76 171L78 172V174L80 175H78L77 176V173H76ZM95 171V172H94ZM105 171H106V173H105ZM213 171H214V173L216 172V171H218V172H216L217 174H216V176H214V177H216V178H213L212 180H210L211 178H212V173H213ZM19 172H21V173H19ZM23 172H25V173H23ZM100 172H101V174H100ZM103 172H104V174H105V177H103L102 178V176L104 175L103 174ZM108 172H111L110 174L108 173ZM170 172H171V174H170ZM177 172H178V174H180V172H182L181 174H183V176L181 175V176H177L178 174H177ZM186 172H188V173H186ZM203 172V173H202ZM31 173H33V174H31ZM76 173V174H75ZM90 173V175H89V177H88V174ZM99 173V174H98ZM108 173V176L106 175ZM173 173H176V174H173ZM186 173V175L184 176V174ZM211 173V174H210ZM213 173V174H214ZM31 174V175H30ZM194 174V175H193ZM67 175L69 176V178H67ZM82 175V176H81ZM86 175V179H83V177ZM100 175V176H99ZM102 175V176H101ZM110 175V176H109ZM170 175V176H169ZM171 175H172V177H171ZM188 175V176H187ZM206 175L209 177V180L210 181H207V179H208V177H206ZM107 176V177H106ZM177 176V177H176ZM197 176V177H196ZM205 176V177H204ZM108 177H110V178H108ZM171 177V178H170ZM186 177V178H185ZM187 177L190 179V180H188L187 179ZM192 177L194 178L193 179V181L191 180L192 179ZM207 178V179H204V180H206V182H204V180L202 179V178ZM35 178V179H34ZM85 178V177H84ZM162 178V179H163ZM174 178V179H173ZM203 180L202 182H204L203 184H204V186L203 187H201V185H197L196 183H198V184H200L198 181H200L201 182V180ZM63 179V180H62ZM67 179H69V181L70 182H68L67 181ZM72 179V180H71ZM82 179V180H81ZM169 179H171L170 181H169ZM172 179L173 180H175V181H172ZM180 179L181 180H183V182H185V179H187L188 181H190V184H189V182L186 180V183H181V181H180ZM214 179H215V181H214ZM28 180V181H27ZM90 180V181H89ZM92 180V181H91ZM105 180V179H104ZM169 181V182H166V181ZM28 183H27V182ZM61 181V182H60ZM80 182L79 183V185L78 186H75V184H77V183H75V182ZM172 181V182H171ZM60 182V183H59ZM83 182V183H82ZM107 182V181H106ZM180 183L179 185H181L180 187L178 186V184H176V183ZM191 182H193V183H191ZM239 183V184H241L240 186H243L244 185V187H243V189L237 184V183ZM61 183H63L62 184V186L60 185ZM64 183H66V186H65V184ZM72 183L74 184V185H72ZM82 183V184H81ZM173 183V184H172ZM177 185V186H174L175 184ZM195 183V186H196V188H195V186L193 185ZM206 183V184H205ZM233 183V182H232ZM105 184V183H104ZM104 184H103V186L102 187H100V186H97V188L95 189V190H93V191H95V193H96V196H97V194H100L99 196H101L102 194H103V192L104 193H106L107 192V190H105L104 189ZM170 184H172L173 186H171ZM182 184H184V185H182ZM27 185V186H28ZM168 185H169V187H168ZM191 185H193L194 186V188L195 189H197V190H194V189H191V188H193ZM236 186V185H238L237 187H240V189L239 188H236V190L238 189L239 190V192H238V194L239 193H242V192H244V193H247L248 192V196H249V199H250V201H251V203L253 204V205H256L257 204V201L259 202V201H261V202H259V203H261V204H264V197H261V196H264V192H262V193H258V194H251V192H249V190H247L248 189V181L246 180V181H242V180H236L235 181V184H230L229 185V189L230 188H232L231 186ZM50 186V187H49ZM56 186V187H55ZM65 186V187H64ZM68 186H70L69 187V189H68ZM86 186H87V188H86ZM93 186V187H92ZM189 186H191V188L189 187ZM199 186V187H198ZM215 187V189L216 190H214V187ZM42 187H41V189H42ZM201 187V188H200ZM205 187V188H204ZM211 187V188H210ZM29 188V187H28ZM84 188H86V189H84ZM99 188H101V189H99ZM181 188V189H180ZM185 190H184V189ZM204 188V189H203ZM172 189V190H171ZM187 189V190H186ZM191 189V190H190ZM198 189H200V190H198ZM202 189H203V191H202ZM224 189V188H223ZM223 189H221V190H223ZM228 189V188H227ZM226 189V190H227ZM235 187H233V190H232V193L231 194H227L228 195V197H230L229 195H231V197H232V194L233 195H235V193H237L235 190ZM98 190V191H97ZM173 190L176 192H173ZM177 190V191H176ZM179 190H182V194L179 192ZM226 190H223L222 192H224V191H226ZM231 190V189H230ZM237 190V191H238ZM43 191V190H42ZM50 191V190H49ZM92 191V192H93ZM101 191V192H100ZM171 191V192H170ZM200 191V192H199ZM44 192V191H43ZM92 192H90V193H92ZM230 191L228 190V192L226 191V193H229ZM233 192H235V193H233ZM94 193V192H93ZM92 193V194H93ZM171 195H173V196H169L170 194ZM204 193H205V195H204ZM214 193V194H215ZM225 193V192H224ZM181 194V195H180ZM208 194V195H207ZM220 194H222V193H220ZM43 195H44V193H43ZM94 195V194H93ZM185 195L187 196V198H185ZM207 195V197H209L210 195L212 196V199L211 198H207V197H204V196H206ZM226 194H223V195H220L219 196V199H222V198H228V197H226L225 196ZM237 195V194H236ZM235 195V196H236ZM255 195V196H254ZM140 196H141V199H142V201H143V204L141 205V203L142 202H140L141 201V199H140V201L138 200L139 198H140ZM140 196L139 197H137L136 199H137V201H136V204L134 203L135 201H134V199L131 201V202H129V203H127V209L128 210H132V217H134V218H136V217H139V218H142L143 217V215H144V211L143 210H145V202H144V197L143 196H145V191H143L142 190V192H141V194H140ZM210 196V197H211ZM223 196H225V197H223ZM171 197V198H170ZM174 197V198H173ZM196 197V198H195ZM213 197H214V199H215V201H213L214 199H213ZM222 197V198H221ZM200 198H203V200L202 199H200ZM217 198V199H216ZM237 198H238V195L236 196V197H234V198H232V200H237ZM168 199H172V200H170V201H172V202H174V203H171V204H173V205H170L169 204V200ZM174 199H175V201H174ZM210 201H209V200ZM258 199V200H257ZM62 200V199H61ZM61 200H58L56 203L57 204H59L60 205V203L63 205L64 204V202H66V201H63V203L62 202H60ZM63 200H65V199H63ZM184 200V201H183ZM191 201H194V202H191ZM209 201V202H208ZM140 202V203H139ZM189 202H191V204L189 203ZM198 202V203H197ZM254 202V203H253ZM67 203V202H66ZM186 203H187V207H188V209L186 208ZM193 203H197L196 204V206H195V204H193ZM57 204H55V206L57 205ZM135 204V205H134ZM169 204V205H168ZM177 204H178V206H177ZM181 204V205H180ZM188 204H190V205H188ZM192 204L194 205L193 207H191L192 206ZM203 204V203H202ZM133 205V206H132ZM168 205V206H167ZM208 205V204H207ZM207 205L205 206L206 207V209L207 208H212V207H215L214 205H215V203L214 204H210V205H208V207H207ZM61 206V205H60ZM144 208L143 210H142V207ZM170 206V208H168ZM180 206H182V208L180 207ZM257 206H260V204H257ZM39 207V209H40V205L38 206ZM131 207H132V209H131ZM141 207V208H140ZM261 207H264V205H261ZM61 208V210L59 211V206H58V208L57 207H55V209H54V207H51V208H47V210H45V212H43L42 210L40 211V214H39V212H38V214L39 215H43V217L44 216H46V215H50L48 218H50L49 220H47V216L45 217V219L47 220V221H49L48 222V224H47V221H45L46 222V224H44V225H38L39 226V228H41V231H40V229L38 228V226H37V228H38V231H37V228L35 227H33L34 229H36V230H34L35 231V233L33 232V229L32 228H30L31 229V231H27V230H22V232H23V235H24V237H25V234H26V237L24 238V240L26 241V238L29 240H27L25 243L26 244H28L29 243V246L30 247H32L31 246V244L33 245V246H37V248L39 249H42V247L43 248H45V249H43V250H46V249H49V250H51L52 251V249H53V247H51L50 246V244H51V242L53 243L54 242V244L53 245H58L59 243H61L62 244V247H61V244H59L58 246H59V249L58 250H61V251H63V250H65V244L63 245V237L65 236V233H66V226H65V223H63L61 220H59V216L61 215V212H62V206L60 207ZM167 208V209H166ZM177 208V209H176ZM184 208V209H183ZM187 209V211H186V209ZM189 208H190V210H189ZM192 208H194L193 210H192ZM41 209H43V207H41ZM51 209H53V212H54V214H55V216H53L54 214H53V212H52V210ZM139 209H140V211H139ZM172 210L171 212H172V214H170V210ZM182 211H180V210ZM33 212H34V214H36L35 212H36V210H38V208H36V210L34 211V209H31ZM30 210V211H31ZM55 210L57 211V212H55ZM167 210H169V211H167ZM176 211V210H178L177 212H175L174 214H173V211ZM29 211V212H30ZM31 211V212H32ZM52 213H51V212ZM186 211V212H185ZM28 211L27 212H25L26 213V216L24 217V215H23V218H22V225L20 226V231H21V229H23V228H26L27 227V229H29L28 227H32V226H34V225H36L37 224V222H35V221H31L34 225H32V223H28V220L26 221V219L28 218H31V220H32V217L30 216V217H27V213H29ZM30 212V213H31ZM102 212H103V215H101L102 214ZM133 212H135V213H133ZM188 212H190L189 214H187ZM24 213V214H25ZM50 213V214H49ZM96 213L98 214V215H96ZM95 213V215L93 214V215H86L85 213H79L78 215H80V216H78L79 218H80V221L82 220L83 221V223H84V226H83V224H82V228L84 229H87L86 231V235L87 236H89V238H94L93 240H94V242L96 243V244H102V245H107V246H110L111 244H114L115 242H116V250H118V254H117V258H116V262H115V264H128L129 262H132L131 264H135L134 262H135V259H134V255L132 256V258L130 257L131 256V254H133L134 253V249H131L132 247L133 248H136V246L138 245V247H140V248H142V247H145L144 249H147L146 250V252L147 253H149V254H151V256L153 257V256H155L156 255V257L157 258H155V257H153V258H155V261L153 260V262H152V260H151V262H150V264L151 263H154V262H165L166 260V262L168 263V261H169V259H167V258H164V257H162V258H164L163 260H161V256L159 257L156 253H160L162 250H164V249H162V247L163 248H165L164 246H165V242L163 241V242H161L162 240H163V238L161 237V241H159L156 237V239L158 240L157 242H160L161 244L159 245L158 243H155L154 245H153V243L156 241V240H154L155 238H152L153 236L151 235H149V234H147V235H149L148 236V238H151V239H148L150 242L152 241V239H153V243L151 244V243H147V245L145 244L146 242H144L143 243V241H146L147 239H145L144 238V236L146 235L145 233H143V232H141V233H133L132 235L134 236V238H133V236L132 235H130V236H132V237H130L129 235H128V233L126 232V233H123V232H121V231H117V220H115V219H113L114 217L110 214V216L109 215H107V212H105V210H101L100 212H96ZM186 213V214H185ZM37 214V215H38ZM136 214V215H135ZM168 216H167V215ZM99 215H100V217H99ZM185 215V216H184ZM209 214H206L205 215V217H207ZM91 216V217H90ZM109 216V217H108ZM136 216V217H135ZM98 217V218H97ZM55 218V219H54ZM78 218V219H79ZM100 218V219H99ZM101 218H103V219H101ZM104 218H106V219H104ZM191 218V219H192ZM109 219H112V220H109ZM190 219V220H191ZM100 220V221H99ZM107 220V221H106ZM115 220V221H114ZM156 221V219H148V221H146V223H147V225L148 224H150L151 222H152V224H153V221ZM193 220V219H192ZM29 221H30V219H29ZM96 221H97V224L99 225H94L93 226V224L92 223H96ZM105 223H104V222ZM111 221V222H110ZM154 221V222H155ZM44 222V223H45ZM100 222V223H99ZM104 224H103V223ZM30 224L29 226H28V224ZM61 223H63V224H61ZM88 223V225H86L87 227H85V224H87ZM109 223V224H108ZM111 223V224H110ZM158 221H156V225H158ZM51 225V230H49L48 229V231H47V229L46 230H44V228H46V227H49L50 228V225ZM103 224V225H102ZM151 224V225H152ZM47 225H49V226H47ZM91 225V226H90ZM161 225V224H160ZM241 225V224H240ZM114 228H113V227ZM150 226V225H149ZM166 226V227H165ZM64 227V228H63ZM93 228V230H91L92 228ZM237 227V226H236ZM241 227H242V225H241ZM60 228V229H59ZM63 228V229H62ZM160 228H161V226H160ZM166 228V229H167ZM170 228H168L169 229V232H168V230H167V236L169 237V239L170 238H172L173 237V231H174V229L172 230V232H170ZM238 228V227H237ZM237 228L235 229L234 228V230H233V228H231V230L229 231V234H230V232H231V234L230 235H228V236H230V237H228L227 236V238H226V234H228V230L227 231H225L226 229H224L223 230V232H224V234H222V231L220 232V236L219 237H221V239H219V240H221V241H219L218 240V233L219 232H215L216 233V235H217V238H216V236L214 235V238L212 239V237L210 238V240L208 241V242H203V240L200 238L199 239V242L201 243V245H199V247L201 246V248L199 249V248H196L195 247V242H193L194 244V246L193 247H191L192 245H191V237L192 236H197L196 234H195V232L194 233H192V231L190 230V234H188L187 235V237H185V238H183V240L184 241H182V243L180 244V242H179V244H176V246H175V248L173 249V252L174 251H176V253H174V255H170V257L172 256V258L171 259H173V257L174 256H176L178 259H173L174 261L172 262V260H170V262L169 263H172V264H177V263H180L181 261H180V259H183L184 261L185 260H187L188 258H189V255H191V253H193V254H196V255H194L195 257L197 256V255H199V254H201V255H203V258H204V260H205V264H213V263H215V264H230L231 262V264H236V263H238L239 261H241L242 259H243V257H244V255H246V253H248L247 252V246H250L249 248H251V253H252V256H253V254H254V252H255V250H258V249H255V247L257 246L259 249H261V251L260 250H258V251H256V253L258 252V254L253 258L254 259V261L252 260V263L251 264H264V252H262V251H264V247H262V246H264V244H262V242H264V236H258V237H256L254 240H252V241H250V239L248 238V235H247V231L245 230V228H244V226H243V229L245 230V233L246 234H244L243 233V231H242V233H240V232H237L236 233V231H237ZM240 228V227H239ZM29 229V230H30ZM89 229V230H88ZM165 229V230H166ZM241 229V228H240ZM240 229H238V231L240 230ZM62 230V231H61ZM96 230V231H95ZM112 230V231H111ZM25 231H27L25 234H24V232ZM47 231V232H46ZM57 231V232H56ZM84 232H85V230H83ZM91 231V232H90ZM99 231H101V232H99ZM109 231H111L110 232V234H109V236H110V240H107V238L109 237L107 234L108 233H105V232H109ZM113 231H114V233L116 232V234H114L113 233ZM194 231V230H193ZM30 232L32 233V234H30ZM56 234H55V233ZM93 232H94V234H93ZM159 232H160V230H159ZM166 232V231H165ZM165 232L164 233H162V234H165ZM38 233V234H37ZM54 235H59V237L60 238H58V237H56V239L57 240H53V237H52V235L53 234ZM100 233L102 234L101 236H99L100 235ZM119 233H121V234H123V236L122 235H120ZM215 233H213V234H215ZM235 233V234H234ZM240 233V234H239ZM33 234H35L36 236H37V238L40 240V243H35V242H38V239L37 238H35V237H33L32 235ZM44 234V235H43ZM46 234V235H45ZM103 234H105V235H103ZM114 234V235H113ZM161 234V235H162ZM234 234V235H233ZM237 234V235H236ZM262 234H264V233H262ZM49 235H50V237H49ZM112 235V236H111ZM121 236V238H120V236ZM160 235V234H159ZM236 235V236H235ZM42 237V238H39V237ZM99 236V237H98ZM128 236L130 237V240H129V238H128ZM165 236H166V234H165ZM164 235H163V237H165ZM199 236V235H198ZM197 236V237H198ZM232 236H234V237H232ZM244 236H246V237H244ZM22 237V236H21ZM101 237V239H99ZM106 237V238H105ZM115 237H117V238H115ZM124 238V240H123V238ZM159 237V236H158ZM167 237V238H168ZM197 237H194V238H197ZM201 237H202V235H201ZM204 237V236H203ZM241 237H244V239L243 238H241ZM33 238V239H32ZM44 238V239H43ZM102 238H103V240H104V242H103V240H102ZM112 238H115V240H112ZM140 238V239H139ZM143 238L145 239V240H143ZM160 238V237H159ZM167 238L165 239L166 240V242H167ZM194 238H192V239H194ZM199 238V237H198ZM216 238V239H215ZM236 238V239H235ZM238 238V239H237ZM259 238V239H258ZM23 239V238H22ZM36 239H37V241H36ZM42 239V240H41ZM59 239H61L60 241L61 242H59ZM173 239V238H172ZM185 239H186V241H187V239H188V243L190 244H187V242H185ZM230 239V240H229ZM106 240H107V242H106ZM121 240H123V241H121ZM143 240V241H142ZM147 240V241H148ZM171 240V239H170ZM170 240H168V242L170 241ZM190 240V241H189ZM195 240V239H194ZM198 239H196V241H197ZM217 240V241H216ZM260 240V241H259ZM42 241V242H41ZM49 241H50V243H49ZM110 241V242H109ZM114 241V242H113ZM118 241H120V242H118ZM128 241V242H127ZM135 241V242H134ZM137 241V242H136ZM139 241V242H138ZM148 241V242H149ZM214 241V242H213ZM243 241V242H242ZM59 242V243H58ZM118 242V243H117ZM121 242H123V244L121 243ZM198 242V241H197ZM196 242V246H198V244L199 243H197ZM217 242H218V244H217ZM221 242V243H220ZM252 242V243H251ZM121 243V244H120ZM137 243H140V244H137ZM204 245H203V244ZM209 243V244H208ZM262 245H261V244ZM124 244H125V246H128V244H129V247H130V249L129 248H127V250L125 249V247H124ZM146 246H145V245ZM158 244V245H157ZM214 244V245H213ZM221 244V245H220ZM247 244V245H246ZM260 244V245H259ZM52 245V244H51ZM214 247H213V246ZM218 245V246H217ZM220 245V246H219ZM244 245H246V247L244 246ZM123 246V247H122ZM150 246V247H149ZM210 246V247H209ZM217 246V248H215ZM243 246L245 247V248H243ZM47 247V248H46ZM179 247V248H178ZM182 247H185V248H183L182 249ZM191 247V248H190ZM212 247V248H211ZM240 247H241V249H240ZM256 247V248H257ZM32 248H34V247H32ZM31 248V249H32ZM36 248V247H35ZM36 248V249H37ZM149 248V249H148ZM160 248V249H159ZM177 248H178V250H177ZM208 248H210V249H208ZM214 248H215V250H214ZM36 249H33V253L34 254H37L38 255V253L39 252H41V251H39L38 253L36 252ZM193 249V250H192ZM196 249V251H194ZM42 250V251H43ZM131 251V253H129L130 251ZM160 250V251H159ZM211 250V251H210ZM60 251V252H61ZM125 251H129L128 252V260H127V257L125 256V255H127V254H125L124 252ZM178 251V252H177ZM198 251V252H197ZM212 253V254H210V252ZM240 251V252H239ZM241 251L243 252V251H245V252H243V254L242 255H240V253H241ZM65 251H63V254H65L64 253ZM154 253V255H153V253ZM191 252V253H190ZM127 253V252H126ZM178 253L179 254H181L182 255V257H181V255L179 256L178 255ZM255 253V254H256ZM61 254H62V252H61ZM176 254V255H175ZM192 254V255H193ZM211 255V257L207 260V258ZM240 255V257H238L239 255ZM15 255V260H13L12 258H10V259H6L5 261H7L8 263L7 264H19V262H20V264H28L26 261H28L27 259H25L24 257H19L20 255L19 254H14ZM14 255H13V258H14ZM36 255V256H37ZM178 255V256H177ZM209 255V256H208ZM215 255V256H214ZM151 257V258H152ZM160 258V261H159V258ZM169 257V258H170ZM181 257V258H180ZM191 257H193V256H191ZM191 257H190V259H191ZM207 257V258H206ZM214 257H215V259H214ZM61 258H63L62 256H61ZM124 259H126V260H124ZM213 259L215 260V262L213 261ZM119 260V261H118ZM131 260V261H130ZM134 260V261H133ZM165 260V261H164ZM217 260V261H216ZM235 262H234V261ZM239 260V261H238ZM23 261V262H22ZM34 261V260H33ZM122 261H124V262H126V263H124V262H122ZM207 261V262H206ZM213 261V262H212ZM22 262V263H21ZM35 262V261H34ZM161 262H160V264H161ZM188 262H189V260H188ZM158 263H155V264H158ZM3 264H6V262H3ZM187 264V263H186Z\"/></svg>",
	"mask_w": 264,
	"mask_h": 264
},
{
	"label": "bare ground",
	"instance_id": "6f19581e",
	"mask_svg": "<svg viewBox=\"0 0 264 264\" xmlns=\"http://www.w3.org/2000/svg\"><path fill=\"white\" fill-rule=\"evenodd\" d=\"M11 1V0H10ZM14 2H15V0H13ZM51 1V0H50ZM52 1H54V0H52ZM56 1V0H55ZM59 0H57V2H58ZM68 2H69V0H67ZM126 1V0H125ZM124 1V2H125ZM129 1V0H128ZM127 1V2H128ZM178 1V0H177ZM222 1V0H221ZM256 1L257 0H235V5H237V7H239V9H243V15L245 14V11H247V12H255L256 11ZM259 1V0H258ZM12 2V1H11ZM36 2V1H35ZM48 2H49V0H48ZM62 2H64V0L62 1ZM67 2V3H68ZM124 2L122 3V0H107L106 1V3L105 2H103L102 3V0H78V5L80 6V8H82V9H86L87 8V12L89 13V11H88V8H89V6H93V8H95L96 10H97V13L99 12L100 14H99V17H98V20L96 21V30H97V32H99V34L97 35V33H95L96 35H95V37H100L99 35H103V36H106L107 34H109V35H107V37H106V39H108V40H106V41H109L110 40V38H111V41H109V42H112V36H113V39H114V35H115V33H117L118 31H116V29L117 28H119V27H121V28H123V26H125L126 25V27L130 30V32L132 33V34H136V35H138L137 37H138V39H137V41L138 42H136V46H137V48H140V50H141V48H145V50L144 49H142V50H144V52L143 53H140L141 55H143V56H149V55H152V54H154V52H156V51H159V50H161L162 51V49L163 50H165V49H167V52H168V50H176V51H179L178 53H181V52H184V50L185 49H188L187 48V46H189L190 45V42H191V38H192V36L196 33V32H199V29L200 28H202L200 25H199V23L197 22L196 24L197 25H199V26H197V27H199V29L195 26L196 24H194V25H192L193 27H189L188 26V28H185V27H183V26H179L178 27V29H175V26H174V28H173V22L172 21H174L175 22V20H173L171 17H170V15H168L166 12V10H165V8H163V5H160V8L158 9V10H161L160 12H158V10L156 11L157 12V14L158 13H160V15L158 14V15H156V16H159V17H155V13H153L154 14V16H151V15H153L151 12V14H150V16L151 17H146L147 16V13L146 12H148V11H146L145 13L146 14H144V13H142L141 12V10L143 9H141L140 10V13H139V11L138 10H136L135 9V7L134 6H136L137 4H139V6H137L136 8H138V7H141L142 6V4L141 3H137L136 4V2H137V0H136V2H135V4H134V6H132V4H129L130 6H132V7H134L133 9H132V7H130L129 5H127V6H124L123 4H124ZM157 2V1H156ZM181 2V1H180ZM211 2V1H210ZM220 2V1H219ZM37 3V2H36ZM50 3V5H51V3L52 2H49ZM150 3V2H149ZM148 3V4H149ZM158 3V2H157ZM182 4H184L183 3V1L181 2ZM7 4H9V3H7ZM15 4H17V3H15ZM39 4V3H38ZM46 4H48V3H46ZM45 4V5H46ZM64 4H65V2H64ZM87 4H91V5H89L88 7H86V5ZM187 4V3H186ZM259 4H260V2H259ZM262 4H264V2H262ZM9 5H11V3L9 4ZM44 5V6H45ZM50 5H49V7H50ZM66 5V4H65ZM65 5H63V6H65ZM153 5H156V4H153ZM152 5V6H153ZM18 7L20 6L19 5V3H18V5H17ZM23 6H24V4L22 5V10L24 11V9H23ZM39 6V5H38ZM53 6V5H52ZM51 6V7H52ZM68 7H69V3H68V5H67ZM66 6V7H67ZM210 6V5H209ZM232 6V5H231ZM234 6V5H233ZM262 6H264V5H262ZM14 7V5H12V8ZM50 7V8H51ZM131 9H130V8ZM142 7H144V6H142ZM147 7V5H145V8ZM165 7V6H164ZM186 7V5L183 7V8H185ZM216 7V6H215ZM257 7H258V5H257ZM48 8V7H47ZM64 8V7H63ZM145 8L143 9L144 11H145ZM149 7H147V9H148ZM25 9H26V7H25ZM30 9V8H29ZM66 9H68V12H69V8H66ZM78 9H79V7H78ZM90 9H92V8H90ZM150 10H151V8H149ZM163 9H164V13L166 14H161V12L163 11ZM186 9H187V7H186ZM185 9V10H186ZM255 9V10H254ZM259 10H260V8H258ZM257 9V10H258ZM2 10V9H1ZM48 11H47V13L49 12V8L47 9ZM59 10V9H58ZM60 10H62V8H60ZM59 10V11H60ZM74 10H75V8H74ZM74 10H72V11H74ZM95 10V11H96ZM106 11L109 15L110 14H112L113 12H117L118 13V17H116L115 19H111V20H108L109 19V17H108V19H103V18H105V17H102L101 15H102V12L103 11ZM181 10V9H180ZM184 10V11H185ZM193 10V9H192ZM240 10V11H241ZM245 10V11H244ZM258 10V12L259 13H264V10H262V11H259ZM7 11V10H6ZM22 11V12H23ZM26 11V10H25ZM28 11V10H27ZM51 11H52V8H51ZM91 11V10H90ZM92 11H93V9H92ZM175 10H173V12H174ZM194 11V10H193ZM193 11H191V13H193ZM176 12H177V10H176ZM175 12V13H176ZM196 12V11H195ZM194 12V13H195ZM200 12V11H199ZM222 12V11H221ZM252 12H251V15H252ZM59 13H61V11L59 12ZM95 13V12H94ZM97 13H95V14H97ZM187 14L189 13L188 11L186 12ZM186 13H184V14H186ZM234 13V12H233ZM237 13H239V12H237ZM249 13H247V14H249ZM258 13V14H259ZM69 14H71L70 12H69ZM68 14V15H69ZM73 14H76V13H73ZM72 14V15H73ZM94 14V15H95ZM144 16H143V15ZM178 14V13H177ZM190 14V13H189ZM188 14V15H189ZM241 13H239V15H240ZM254 14V13H253ZM52 15H53V13H52ZM55 15V14H54ZM91 15H92V13H91ZM146 15V16H145ZM149 15V14H148ZM178 15H180V14H178ZM184 16V17H189V16ZM194 15V14H193ZM238 15V14H237ZM250 15V16H251ZM261 15V14H260ZM9 16V15H8ZM15 16V15H14ZM23 16V15H22ZM25 16V15H24ZM80 16V15H79ZM86 16V15H85ZM105 16V15H104ZM242 16V15H241ZM241 16H239V17H241ZM81 17V16H80ZM84 17V16H83ZM87 17H89L90 18V16L88 15ZM115 17V16H114ZM153 17V18H152ZM192 17V16H191ZM194 17V16H193ZM201 17V16H200ZM205 17V16H204ZM247 17V16H246ZM257 17V16H256ZM24 18V17H23ZM82 18V17H81ZM81 18H80V20H81ZM113 18V17H112ZM162 18V19H161ZM232 18V17H231ZM19 19H20V17H19ZM84 18H82V20H83ZM87 18H85V20H86ZM190 19H192V18H190ZM10 20H12V19H10ZM93 21L94 22V20L93 19H89V21ZM106 20H108V21H106ZM129 20H131V21H129ZM134 22H136L135 24H136V28L135 27H133V29H131L130 28V26L127 24L128 23V21L130 22V23H132L133 21ZM181 20V19H180ZM182 20H184V19H182ZM181 20V21H182ZM189 20V19H188ZM193 20V19H192ZM201 20V19H200ZM206 20V19H205ZM257 20V19H256ZM90 22V25H91V23H93V22ZM178 21V20H177ZM176 21V22H177ZM185 21V20H184ZM218 21V20H217ZM222 21V20H221ZM234 19L233 20H230V21H227L228 23H227V25L228 24H234ZM16 22V21H15ZM66 22V21H65ZM82 22V21H81ZM83 22H86V21H83ZM188 23H190V21H187ZM195 22H196V20H195ZM203 22V21H202ZM260 22H261V20H260ZM67 23V22H66ZM65 23V24H66ZM213 23H216V22H214L213 21ZM223 23V22H222ZM238 23V22H237ZM134 24V23H133ZM221 24V23H220ZM12 25H13V23H12ZM61 25V24H60ZM68 25V29H70L69 27H70V25L69 24H67ZM93 25V24H92ZM128 25V26H127ZM177 25H179V24H177ZM176 25V26H177ZM213 25V24H212ZM237 25V24H236ZM195 26V27H194ZM7 27V26H6ZM65 27V26H64ZM83 27V26H82ZM220 27V26H219ZM222 27H223V24H222ZM237 27H239V26H236V28ZM39 28V27H38ZM84 28V27H83ZM93 28V27H92ZM241 28V27H240ZM43 29V28H42ZM120 29V28H119ZM124 29V28H123ZM217 29H219V28H217ZM16 30V29H15ZM41 30V29H40ZM65 30V29H64ZM201 30V29H200ZM215 30V29H214ZM220 30H222V29H220ZM219 30V31H220ZM224 30V29H223ZM236 30V29H235ZM239 30V33H240V29H238ZM41 31H43V30H41ZM69 31H71V30H69ZM69 31L67 32V33H69ZM120 31V30H119ZM205 31H206V29H205ZM234 31V30H233ZM261 31V30H260ZM262 31H264V29H262ZM82 32V31H81ZM80 32V34H78V35H74V37H77V36H79L80 37V35L81 34H85V33H81ZM86 32V31H85ZM88 32V31H87ZM203 32H204V30H203ZM214 32V31H213ZM212 32V33H213ZM226 31H224V33H225ZM228 32H229V30H228ZM227 32V33H228ZM238 32V31H237ZM236 32V33H237ZM242 32H244V28H243V31ZM207 33V32H206ZM216 33V32H215ZM234 33V32H233ZM236 33H234V36H235V34ZM70 34V33H69ZM69 34H67L68 36H69ZM111 34V35H110ZM197 34V33H196ZM219 34H221V33H218V36H220ZM231 34H232V30H231ZM241 34V33H240ZM245 34V33H244ZM20 35V34H19ZM48 35V34H47ZM101 35V36H102ZM118 35H119V33H118ZM215 35V34H214ZM223 35V34H222ZM242 35H243V33H242ZM64 36V35H63ZM66 37V38H70V37H73V36H71L70 35V37ZM217 36V37H218ZM231 36V35H230ZM230 36H229V38H230ZM234 36H232V37H234ZM237 36H238V34H237ZM262 36V35H261ZM136 37V38H137ZM199 37H201V33H200V36ZM224 37V36H223ZM50 38V37H49ZM48 38V39H49ZM88 38V37H87ZM102 38V37H101ZM136 38H135V40H136ZM222 38V37H221ZM228 38V39H229ZM245 38V37H244ZM47 39V38H46ZM55 39V38H54ZM58 39H60V38H58ZM62 39V38H61ZM74 39V38H73ZM220 39V38H219ZM223 39V38H222ZM221 39V40H222ZM236 38H234L233 40H231V41H234ZM239 39V38H238ZM241 39V38H240ZM50 40V39H49ZM69 40V39H68ZM67 40V42H70V41H68ZM71 40V39H70ZM117 40H118V38H117ZM216 40V39H215ZM230 40V39H229ZM237 40V39H236ZM56 41V40H55ZM61 41V43H62V40H60ZM119 41V40H118ZM197 41V40H196ZM213 41H214V39H213ZM240 41V40H239ZM242 41V40H241ZM254 41V40H253ZM255 41H256V39H255ZM65 42V40L63 41V43ZM67 42H65V43H67ZM128 42V41H127ZM218 42V41H217ZM246 42V41H245ZM244 42V43H245ZM257 42V41H256ZM72 43V42H71ZM82 43H83V41H82ZM112 43H114V42H112ZM134 43V42H133ZM199 43V42H198ZM243 43V42H242ZM251 43H252V41H251ZM250 43V44H251ZM77 44V43H76ZM195 44V43H194ZM215 44V43H214ZM246 44V43H245ZM248 44V43H247ZM250 44H248V45H250ZM75 45V44H74ZM133 45V44H132ZM197 45V44H196ZM203 45V44H202ZM205 45L206 44H204V47H205ZM235 45H236V43H235ZM235 45H234V47H235ZM239 45V44H238ZM261 45V44H260ZM262 45H264V44H262ZM46 46V45H45ZM64 46H67V44L66 45H64ZM76 46V45H75ZM209 46V45H208ZM207 46V47H208ZM223 46V45H222ZM237 46V45H236ZM241 46V45H240ZM245 46V45H244ZM243 46V47H244ZM52 47H54V46H52ZM123 47V46H122ZM195 47H197V46H195ZM214 47H215V45H214ZM214 47H212V48H214ZM218 47H221V46H218ZM47 48H48V46H47ZM51 48V47H50ZM49 48V49H50ZM79 48V47H78ZM78 48L76 47V49H77V51L76 52H78ZM86 48V47H85ZM88 48V47H87ZM90 48V47H89ZM202 48H203V46H202ZM244 48H247V47H244ZM251 48V47H250ZM90 49H93V48H90ZM199 49V48H198ZM216 49H218L217 47L215 48V51H216ZM243 49V48H242ZM252 49H253V47H252ZM74 50V49H73ZM89 50V49H88ZM94 50V49H93ZM141 50V51H142ZM245 50V49H244ZM50 51V50H49ZM52 51V50H51ZM59 51V50H58ZM86 52H87V50H85ZM129 51V50H128ZM127 50H126V52H128ZM135 51V50H134ZM193 51H195V50H193ZM201 51V50H200ZM213 51V50H212ZM219 51V50H218ZM239 51V50H238ZM258 51V50H257ZM256 51V52H257ZM31 52V51H30ZM60 52H62V51H60ZM75 52V51H74ZM89 52V51H88ZM91 52V51H90ZM171 52V51H170ZM188 52V51H187ZM198 52V51H197ZM203 52H206V51H203ZM220 52V51H219ZM217 53V51L215 52V53H217V54H215V55H218V57H216V59L215 58H213V59H215L216 60V62H218V63H220V64H228V65H236L237 63L239 64V62L241 61V60H243L242 59V57H239V55H238V53H237V50L235 51L234 49H232L231 47H229V46H224L223 48H222V50H221V52L220 53ZM239 52H241V51H239ZM243 52V51H242ZM255 52V51H254ZM253 52V53H254ZM50 53V52H49ZM64 53V52H63ZM92 53V52H91ZM159 53H160V51H159ZM162 54H164L165 53V51L164 52H161ZM199 53V52H198ZM257 53H259V52H257ZM37 54H39V53H37ZM51 54V53H50ZM83 54V53H82ZM206 54V53H205ZM42 55V54H41ZM45 55V54H44ZM52 55H53V52H52ZM60 55H61V53H60ZM63 55V54H62ZM88 55H90V54H88ZM87 55V56H88ZM132 55H134L133 53H132ZM213 54H211V56H212ZM128 56H131V55H128ZM155 56V55H154ZM164 56H166V55H164ZM178 56H180L179 54H178ZM214 56V55H213ZM212 56V57H213ZM16 57H18V56H16ZM15 57V58H16ZM60 57V56H59ZM82 57V56H81ZM85 57V56H84ZM117 57V56H116ZM152 57H153V55H152ZM150 58V60H151V62H154L155 63V61H153V59L155 60V58L153 57V58ZM167 57V56H166ZM177 57V55L175 56V58ZM208 57V56H207ZM252 57V56H251ZM46 58V57H45ZM44 58V59H45ZM83 58V57H82ZM124 58V57H123ZM189 58H192V55H191V57H189ZM197 58L198 57H196L195 59V61H197ZM203 58V57H202ZM202 58H201V60H202ZM208 58H210V57H208ZM78 59V58H77ZM136 59V58H135ZM163 59V58H162ZM162 59H161V61H162ZM170 59V62H171V60H173V58H169ZM212 59V60H213ZM253 59V58H252ZM257 59V58H256ZM38 60H40V59H38ZM61 60V59H60ZM80 60V59H79ZM122 60V59H121ZM167 60H168V58H167ZM186 60V59H185ZM204 60V59H203ZM215 60H213V62L215 61ZM248 60V59H247ZM247 60H246V63H247ZM148 61H149V59H148ZM147 61V62H148ZM160 61V62H161ZM164 61V60H163ZM169 61V60H168ZM186 61H188V60H186ZM194 61V59L191 61H189V63L190 64H194V63H192ZM256 61V60H255ZM38 62V61H37ZM45 62V61H44ZM47 62V61H46ZM65 62V61H64ZM86 62V61H85ZM125 62H128V61H125ZM125 62L123 63V67H124V64H125ZM134 62V61H133ZM136 62H138V61H136ZM136 62H135V64H131V63H128L127 64V67H126V69H124L123 68V70L122 71H125L126 70V72H121V73H127V77L128 78H134V79H136V81L137 80H139V78H140V76H141V78H140V80L142 79H144V76H143V72H141V73H139L138 74V70L140 69V67H141V65H137L136 64ZM170 62H168V63H170ZM173 62V61H172ZM177 63H178V61H176ZM184 62V61H183ZM197 62H199V61H197ZM244 62H245V60H244ZM252 62V61H251ZM87 63V62H86ZM146 63V62H145ZM145 63H143V64H145ZM150 63V62H149ZM149 63H147L148 65H149ZM202 63V62H201ZM204 63V62H203ZM241 63H243V62H241ZM256 63H258V62H256ZM156 64V63H155ZM162 64V63H161ZM161 64H160V66H161ZM176 64V63H175ZM196 64V63H195ZM194 64V65H195ZM200 64V63H199ZM204 64H206V63H204ZM244 64V63H243ZM118 65V64H117ZM154 66V64H151V66ZM192 65H191V67H189V68H195V67H192ZM193 65V66H194ZM198 65V64H197ZM196 65V66H197ZM215 64H212V66H214ZM250 65V64H249ZM254 65V64H253ZM42 66V65H41ZM106 66V65H105ZM114 66V65H113ZM145 66V65H144ZM153 66H152V68H153ZM160 66H158V67H160ZM176 66V65H175ZM181 66V65H180ZM179 66V67H180ZM183 66V65H182ZM200 66V65H199ZM199 66H197V67H199ZM206 66V65H205ZM212 66L210 67V68H212ZM1 67V66H0ZM5 67V66H4ZM4 67H3V69H4ZM119 67V66H118ZM155 67V66H154ZM158 67H156V68H158ZM162 67V66H161ZM221 67V66H220ZM219 67V68H220ZM224 67H226V66H224ZM253 67H255V65L253 66ZM47 68V67H46ZM99 68H100V66H99ZM102 68V67H101ZM101 68H100V70H101ZM109 68V71L111 72V70H110V66L108 67ZM114 68V67H113ZM112 68V69H113ZM150 70H152L151 68H150V66L148 67ZM155 68V69H156ZM178 68V67H177ZM181 68V67H180ZM180 68H179V70H178V72L180 73ZM184 68H187V67H183V69ZM200 68V67H199ZM223 68V67H222ZM239 68H241V67H239ZM17 69V68H16ZM24 69V68H23ZM48 69V68H47ZM65 69V71H66V68H64ZM63 69V70H64ZM182 68H181V70H183ZM202 69V68H201ZM214 69H216V67L214 66ZM224 69V68H223ZM242 69H244L243 67L241 68V70ZM245 69H246V67H245ZM244 69V70H245ZM249 69V68H248ZM248 69H246V70H248ZM258 69V68H257ZM42 70V69H41ZM49 70V69H48ZM59 70H61V69H59ZM177 70V69H176ZM175 70V71H176ZM185 70V69H184ZM186 70H189V69H186ZM185 70V71H186ZM194 70V69H193ZM198 70H200V69H198ZM205 70V69H204ZM212 70H213V68H212ZM211 70V71H212ZM224 70H226V69H224ZM231 69H229V71H230ZM239 69H237V71H238ZM240 70V72H243V71H241ZM24 71H25V69H24ZM80 71V70H79ZM85 71V70H84ZM114 71V70H113ZM145 71V70H144ZM154 71V70H153ZM158 71V70H157ZM160 71H162V70H160ZM195 71H196V69H195ZM194 71V72H195ZM219 71H220V69L217 71L218 72V74H219ZM234 71V70H233ZM5 72V71H4ZM21 72V70L19 69V76L20 77H23V76H21L20 74H22V73H20ZM66 72H68V71H66ZM65 72V73H66ZM87 72V71H86ZM109 72V73H110ZM116 72V71H115ZM155 73H157V75H162L163 73H165L164 71H163V73H160V72H156V71H154ZM184 72V71H183ZM209 72H210V69H209ZM213 72V71H212ZM232 72V71H231ZM235 73H238L239 74V72H236V71H234ZM250 72V70L248 71V73ZM254 73H253V75L255 74V75H257L255 72L256 71H253ZM259 72V71H258ZM1 73H2V70H1ZM6 73V72H5ZM53 73V72H52ZM64 73V74H65ZM75 73V72H74ZM108 73V72H107ZM108 73V74H109ZM158 73H160V74H158ZM179 73H177V74H179ZM201 73H202V71H201ZM247 73V74H248ZM7 74V73H6ZM12 74V73H11ZM23 74H24V72H23ZM107 74V75H108ZM112 74V73H111ZM146 74V73H145ZM151 75H153V76H151V75H149V74H147L146 75V77H145V81L147 82V89L145 90V91H147L148 90V87L150 88V86L149 85H151L152 83H153V81L155 80V78H159V80H160V77L159 76H155L154 77V73L152 72V73H150ZM181 74V73H180ZM179 74V75H180ZM185 74V73H184ZM197 74V73H196ZM203 74V73H202ZM205 74H207V72L205 71ZM214 74L216 75L217 73H216V71H215V73H213V75H211L212 76V79H213V77H214ZM217 74V75H218ZM220 74H221V72H220ZM244 76H245V78H246V72H244ZM251 74H252V72H251ZM251 74L249 73L248 75H250L251 76ZM59 75V74H58ZM61 75V74H60ZM82 75H84V74H82ZM86 75H88V74H86ZM103 75V74H102ZM110 75V74H109ZM113 75H117L118 77H119V79L121 80V78H120V76L119 75H121V77H123V75L124 74H112V77H113ZM140 75V76H139ZM166 75H167V73H166ZM174 75H175V73H174ZM198 75H200V74H198ZM198 75H191V76H181V77H179V76H177V78L175 79V84H176V86H177V88L179 89V90H181L184 94H186V95H189V96H191V95H193V96H198V97H201L202 98V100L203 99H205V100H208V101H212L213 103H212V105H214L213 107H215V106H218L219 108H220V106H219V103H220V97H222V95H221V92H220V90L218 89V90H216L215 89V86L213 87L210 83H207V82H204V81H202L201 80V78H200V76H202V75H200V76H198ZM228 75V74H227ZM241 74H239V76H240ZM1 76H3V75H0V77ZM27 76V75H26ZM28 76H29V74H28ZM34 76H35V74H34ZM47 76V75H46ZM49 76V75H48ZM167 76H171L170 74L169 75H167ZM219 76V75H218ZM222 76V75H221ZM234 76V75H233ZM236 76V75H235ZM29 77H31L32 78V76H29ZM61 76H54L53 74H51V76H49V77H47V87H46V89H45V91L48 93V94H50V97H51V95L52 96H54V95H61V96H63L62 98L64 99V100H62V101H64L63 103H61V105H59L57 102V105H59V106H61V107H59V109L62 111V109H63V107L65 106V101L67 102V101H69V102H67V109H66V111L64 112H58V113H56V111L54 112V119H55V123L58 125L59 123L61 124V126L63 127V128H65V129H67V127L68 128H71V125H73V122L76 120V112L74 111V109L73 108H71V88H72V86H74V84H72L71 85V79H69V78H60ZM79 77H81V75L79 76ZM104 77V76H103ZM110 77V76H109ZM118 77H116V79L118 78ZM126 77V76H125ZM143 77V78H142ZM154 77V78H153ZM164 77H166V76H164ZM216 77V76H215ZM243 77V76H242ZM249 77V76H248ZM9 78V77H8ZM24 78H26V77H24ZM36 78V77H35ZM42 78V77H41ZM41 78H40V80H41ZM106 78V77H105ZM170 79L169 77H166L165 79ZM225 78V77H224ZM236 78V77H235ZM237 78H238V76H237ZM241 78V77H240ZM1 79V82H2V80H4L5 78L3 77V78H0ZM21 79V78H20ZM119 79H117L118 81H119ZM132 79H130V80H132ZM161 79H163V78H161ZM203 79V78H202ZM218 81H217V84H218V82H219V79L220 78H216ZM229 79V78H228ZM233 79V78H232ZM231 79V80H232ZM248 79H250V77L248 78ZM252 79V78H251ZM7 80V78L4 80V81H6ZM39 80V81H40ZM42 80H43V78H42ZM80 80V79H79ZM86 80V79H85ZM116 80V81H117ZM124 80H125V78H124ZM238 80V79H237ZM3 81V82H4ZM12 81V80H11ZM25 81V83H27L26 82V80H24ZM38 81V80H37ZM38 81V83H42L43 84V81L42 82H39ZM86 81H88L89 82V80H86ZM102 81H104V79H102V77L100 76V74H96L95 75V78H94V80H93V84H101V82ZM106 81V80H105ZM104 81V82H105ZM126 81H127V79H126ZM135 81V82H136ZM166 80H164V82H165ZM207 81H209V80H207ZM234 81V80H233ZM0 82V83H1ZM9 82V81H8ZM30 82V81H29ZM33 83H34V86H33V84H32V86L34 87L33 89H37L36 87H35V81L33 80L32 81ZM74 82H76V81H74ZM85 81L83 80V83H84ZM112 82H114V81H112ZM131 82H133V81H131ZM134 82V83H135ZM138 82V81H137ZM137 82L135 83L136 85H135V87L137 88ZM163 82V84L164 85H167V84H165ZM214 82V81H213ZM236 82V81H235ZM239 82H241V81H239ZM239 82H237V83H239ZM10 83V82H9ZM38 83H37V86H38ZM87 83V82H86ZM92 83H90V85L89 84H87L85 87H88L89 86V88H92ZM170 83V82H169ZM212 83V82H211ZM215 83H216V80H215ZM227 83V82H226ZM252 83V82H251ZM254 83V82H253ZM5 84V85H4ZM4 84H2L4 87H2V85L0 86V88H3V89H1V90H5V86L7 85V83L6 82H4ZM76 84H78V82L77 83H75V85ZM119 84H121V83H119ZM128 84H130V81H129V83ZM138 84H142V85H144V83L142 82H138ZM154 84V83H153ZM152 84V85H153ZM157 84H160V85H157V86H159V87H164V85L162 84V83H158L157 82ZM230 84V83H229ZM228 84V86H229V88H230V85ZM233 85L234 84H236V83H232ZM231 84V85H232ZM242 84V83H241ZM240 84V85H241ZM20 85V84H19ZM29 85H30V83H29ZM133 85V84H132ZM132 85H130L131 87H132ZM162 85V86H161ZM220 85V84H219ZM218 85V87H220ZM26 86V85H25ZM91 86V87H90ZM94 86V85H93ZM97 86V85H96ZM121 86V85H120ZM140 86V85H139ZM154 86V85H153ZM175 86V85H174ZM223 86V85H222ZM221 86V87H222ZM244 86V85H243ZM242 86V87H243ZM22 87V86H21ZM43 87H44V84H43ZM141 87V86H140ZM139 87V88H140ZM154 87H156V83H155V86ZM224 87V86H223ZM222 87V88H223ZM234 87V86H233ZM246 87H248V85L246 84ZM22 88H24V87H22ZM18 89L20 92V94H22V92L24 91H27V93H29L28 92V89L29 88H27V87H25V88H27V90L26 89ZM39 88H41V86L40 87H38V90H35V91H39ZM74 88V87H73ZM95 88H97V87H95ZM94 88V90H96ZM221 88V89H222ZM249 88V87H248ZM248 88H246V90L248 89ZM31 90H32V87L30 88ZM42 89V88H41ZM40 89V90H41ZM87 89L88 88H86V91H87ZM99 89V88H98ZM118 89V88H117ZM158 89V88H157ZM156 89V90H157ZM168 91L170 90V89H168V88H166ZM174 89V88H173ZM172 89V90H173ZM0 90V91H1ZM78 90V89H77ZM127 90H129V89H127ZM127 90H123V91H125V92H127ZM138 90V89H137ZM166 90V91H167ZM172 90H171V92H172ZM230 90V89H229ZM232 90V89H231ZM238 90V89H237ZM245 90V91H246ZM253 90V89H252ZM7 91V90H6ZM5 91V92H6ZM41 91H44V88H43V90H41ZM97 91H99V90H97ZM134 90H132V92H133ZM155 91V90H154ZM158 91L160 92V89H158ZM158 91H157V93L156 94H158ZM167 91V92H168ZM180 91V92H181ZM248 91L249 90H247V92L246 93H248ZM260 91V90H259ZM8 92V91H7ZM45 92V93H46ZM84 93H81V94H84L85 95V88H84V91H83ZM128 92H130V90L128 91ZM127 92V93H128ZM131 92V93H132ZM149 92V91H148ZM150 92H151V90H150ZM174 92V91H173ZM252 92V91H251ZM261 92V91H260ZM98 93H100V91L98 92ZM97 93V94H98ZM137 92L135 91V94H136ZM169 93H170V91H169ZM253 93H255V91L253 90ZM7 94V93H6ZM80 94V95H81ZM96 94V95H97ZM100 94H102V92L100 93ZM110 94H111V91H110V93L109 94H107V95H109L110 96ZM133 94H134V92H133ZM132 94V95H133ZM152 94V93H151ZM151 94H149V95H151ZM171 94V93H170ZM174 94H177V93H174ZM226 94V93H225ZM259 94V93H258ZM23 96H24V93L22 94ZM26 95V94H25ZM99 95V94H98ZM105 95V94H104ZM107 95H105L104 97H105V99L106 98H108L109 96H107ZM127 95V94H126ZM2 96V93H0V97ZM3 96H5V95H3ZM7 96V95H6ZM5 96V97H6ZM40 95H37L36 97H39ZM45 96V95H44ZM44 96H43V98H44ZM147 96V94H144V97H146ZM193 96H192V98H193ZM225 96V95H224ZM239 96V95H238ZM245 96V95H244ZM253 96H255V95H253ZM253 96H250V97H252L251 99H249V97H248V102H249V100H252V99H254V97ZM261 96H262V94H261ZM30 97V96H29ZM28 96H27V98L24 96L23 97V101L26 99L27 100V104L25 105V107L28 105V98H29ZM56 97V96H55ZM81 97H82V95H81ZM103 97V98H104ZM127 97V96H126ZM139 97V96H138ZM143 97V96H142ZM154 97H156V95H154ZM164 97H166V100H165V102L166 103H168L169 101H171L172 99H170V97H168L167 96V94L166 95H164ZM179 97V96H178ZM177 97V100H179V98ZM232 97V96H231ZM231 97H228V98H231ZM1 98H4V97H1ZM42 98V99H43ZM59 98V97H58ZM84 98V97H83ZM95 98V97H94ZM141 98V97H140ZM140 98H138V99H140ZM197 97H195V99H196ZM224 99H225V97H223ZM247 98V97H246ZM256 98H257V96H256ZM256 98L254 99V104H255V106H256V101H258V102H260V99L258 100H256ZM261 99H262V97H260ZM36 99V98H35ZM34 99V100H35ZM38 99V98H37ZM89 99V98H88ZM100 99H101V97H100ZM125 99H128V98H125ZM130 99V98H129ZM137 99V98H136ZM168 99V100H167ZM176 99V98H175ZM199 99V98H198ZM232 99V98H231ZM241 99V98H240ZM244 99H245V97H244ZM20 100H22V99H20ZM19 100V101H20ZM29 100H30V98H29ZM49 100H51V99H49ZM61 100V99H60ZM81 100H83V99H81L80 98V101ZM96 99H94V101H95ZM103 100V99H102ZM134 100H135V97H134ZM153 100H156V98L155 99H153ZM160 100V99H159ZM200 100V99H199ZM199 100H197L196 99V101H199ZM230 100V99H229ZM238 100H239V98H238ZM242 100V99H241ZM241 100H239V101H241ZM256 100V101H255ZM262 100H264V99H262ZM32 100H30L29 102H31ZM62 101H60V102H62ZM104 101V100H103ZM102 101V102H103ZM106 101V100H105ZM129 101V100H128ZM157 101V100H156ZM168 101V102H167ZM180 101V100H179ZM238 101V102H239ZM253 101V100H252ZM33 102V101H32ZM38 102V101H37ZM49 102V101H48ZM78 102V101H77ZM97 102V101H96ZM95 102V103H96ZM100 102V101H99ZM121 102H122V100H121ZM121 102H119V103H121ZM127 102V101H126ZM153 102V101H152ZM173 102V101H172ZM174 102H176V101H174ZM182 102V101H181ZM200 102H201V100L198 102L199 104H200ZM203 102V101H202ZM50 103V102H49ZM48 103V104H49ZM55 103V102H54ZM56 103H55V106H54V104H52L53 106H54V108L55 107H57V105H56ZM98 103V102H97ZM154 103V102H153ZM156 103V102H155ZM161 102L160 101H158V104H156V105H159ZM178 103V102H177ZM184 103V102H183ZM190 103V102H189ZM237 103V102H236ZM250 104H252V106H254V104L250 101L249 102ZM22 104H24V102H22L21 103V105ZM51 104V103H50ZM63 104V105H62ZM75 104H77V103H75ZM79 104V103H78ZM99 104V103H98ZM124 104V103H123ZM192 104V103H191ZM191 104H189V105H191ZM205 105H206V103H204ZM250 104H249V107H250ZM258 104V103H257ZM260 104V103H259ZM262 104V103H261ZM15 105H17V103H15L13 106H11V107H14ZM21 105L20 106H18L17 108L18 109H20V110H25L24 109V105L22 106V108H21ZM32 105H35V104H32ZM51 105V106H52ZM100 105V104H99ZM125 105V104H124ZM128 105V104H127ZM126 105V106H127ZM132 105V104H131ZM168 105H169V103H168ZM183 105V104H182ZM185 105V104H184ZM183 105V106H184ZM201 105H202V103H201ZM200 105V106H201ZM237 105V104H236ZM248 105V104H247ZM9 106V108H11ZM30 106H31V104H30ZM35 106H37V105H35ZM39 106H40V104H39ZM76 106H79V105H76ZM121 106V105H120ZM119 106V107H120ZM133 106V105H132ZM135 106V105H134ZM148 106V105H147ZM160 106V105H159ZM162 106V105H161ZM177 106H179V104H177ZM182 106V107H183ZM186 106V105H185ZM224 106V105H223ZM226 106V105H225ZM244 106V105H243ZM252 106L250 107V109H252ZM27 107H29V105L27 106ZM26 107V108H27ZM44 107V106H43ZM57 107V108H58ZM81 107V105L79 106V108ZM129 107V106H128ZM128 107H127V109H128ZM152 107V106H151ZM187 107V106H186ZM202 107H204V105L202 106ZM206 107V106H205ZM209 107H211V106H209L208 105V108ZM239 107V106H238ZM242 107V106H241ZM257 107H259V106H257ZM256 107V108H257ZM262 107H264V104H262V106H261V112H262ZM40 107H37V109H39ZM49 108H51V107H49ZM53 108V109H54ZM79 108H77L78 110H79ZM89 108V107H88ZM130 109H128L129 111H131V110H133L131 107H129ZM134 108V107H133ZM138 108L139 107H135V109H137V110H135V111H138L139 112V110H138ZM149 108V107H148ZM167 108V107H166ZM170 108V107H169ZM212 108V107H211ZM224 108H226V107H223V109ZM1 109V108H0ZM13 109V108H12ZM34 110V107L32 106L31 108H28V111H27V114H28V118H30V119H33V115H34V113L36 112V111H33ZM52 109V108H51ZM50 109V110H51ZM52 109V110H53ZM64 109H65V107H64ZM63 109V110H64ZM84 109V108H83ZM82 109V110H83ZM122 109V108H121ZM124 109V108H123ZM122 109V110H123ZM150 109V108H149ZM164 109H165V107H164ZM204 109V108H203ZM203 109H201L202 111V113H204L205 112V109H204V111H203ZM245 109H246V106H245ZM249 109V108H248ZM249 109V110H250ZM254 109H255V107H254ZM251 110L253 113H255L258 109H256V110ZM3 110V109H2ZM1 110V111H2ZM13 110H15V107H14V109ZM48 110V109H47ZM58 110V109H57ZM81 110V111H82ZM153 110V109H152ZM157 110V109H156ZM178 110H179V108H178ZM212 110V109H211ZM215 110V109H214ZM212 111V113H216V111L219 113V110H218V108L216 107V110L215 111ZM227 110V109H226ZM11 111V110H10ZM26 111V110H25ZM43 111H44V109H43ZM49 111V110H48ZM134 111V110H133ZM132 111V112H133ZM133 112L132 114H134V113H136V112ZM171 111H173V110H171ZM200 111V110H199ZM198 111V112H199ZM255 111V112H254ZM258 111H260V109L258 110ZM34 112V113H33ZM51 112V111H50ZM49 112V113H50ZM83 112H84V110H83ZM120 112V111H119ZM126 112H128L127 110H126ZM194 112H196V111H194ZM194 112H193V114H194ZM233 112V111H232ZM252 112L250 113V114H252ZM43 113V112H42ZM45 113V112H44ZM44 113H43V116H44ZM129 113V112H128ZM128 113H127V115H128ZM178 113V112H177ZM191 113V112H190ZM211 113V114H212ZM222 113H224V112H222ZM260 113V112H259ZM131 114V115H132ZM169 114H170V112H169ZM205 114H207V112L205 113ZM234 114V113H233ZM237 114V113H236ZM236 114H234V115H236ZM261 114H264V113H261ZM3 116H4V114H2ZM17 115V114H16ZM23 115V113L21 114V116ZM36 115V114H35ZM34 115V116H35ZM50 115V114H49ZM48 115V116H49ZM126 115V116H127ZM143 115V114H142ZM148 116H149V114H147ZM176 115V114H175ZM182 115V114H181ZM200 115V114H199ZM199 115H192V116H194V117H192L191 116V114L189 115V114H185V115H182V117H181V129H184L186 132H187V134L186 133H184V134H186L187 136H185L184 138H183V140H181V142L182 141H184V140H186V139H189L191 136V138H193V136H194V134H196L197 132H199L200 130L202 131L203 129L205 130L206 129V131H207V134L208 135H210V137L211 136H214L213 137V142L219 147V150H220V155H221V159H222V165H221V169H220V175H219V178L217 177V182H216V184L214 185V186H216L217 185V183H218V187L219 188H221V189H223V190H226L227 188V192H228V190L230 191L229 193H226V191H224V192H222L223 190H221L220 189V193H222V194H218V192L216 191V193H215V191H213V195L212 196H215V197H217L216 195H223V194H226L225 196L226 197H228V195L227 194H231L232 193V190H233V187H235V191L237 192V193H235V192H233V193H235V195L237 194L238 195V198H237V200H232V198H234V197H236L235 195H233L232 194V197H231V195H229L230 197H228V198H222V199H219V196H218V199L215 201V199H214V197H213V201H215L214 203H215V207H212V208H207L206 209V205L208 204V205H210V204H214L213 202H209L211 199H212V196L210 197H207V195L206 196H204V197H207V198H211L208 202L209 203H204V201L206 202V198L204 199V201L202 202H200L201 204H199L198 202V206H203L204 208H201L198 212H197V215H196V213H194L195 214V219L194 218H192V216L191 217H188L189 215H187L186 217H187V219H185V218H183L182 216H176L175 217V221H174V223L173 224H175V227H172V228H170L171 226H173L171 223H170V226L168 225V228H170L171 230H170V232H172V230L174 229V233H173V239L172 238H170L169 239V237L167 236V230H168V232H169V229L167 228H165L164 229V227H163V229H162V226H164V225H162V224H164L165 223V221H166V219H167V221L169 220L170 222H171V218H165L166 216H161V214H160V211H161V209L162 208H165V206H166V204H167V195H166V189H165V187H164V185L166 184H168V183H165V184H163L164 182L162 181V180H166V179H168L167 177H165V178H163V173L162 172H160V171H158L157 170V168L156 169H154L153 167H151L150 166V163H148V161H146V160H148L147 159V156H149V155H151V154H153V153H155L156 151H159L160 149L161 150H166V148H168V149H171V150H173V149H175L176 147H177V145L175 144V141H174V139H172L173 138V135L172 134H174L173 132L171 133V135H172V137L171 136H167V137H165V138H163V139H161V140H156V139H150L149 141H147V142H141V143H138V144H136V146L135 147H133V149L129 152V150H130V148L129 149H127V148H125V149H127L128 151V153H125L126 154V160H129V162H128V164H127V167H128V169L125 171V172H123V173H121V172H119V171H117V170H119V168H117V169H112V170H116L117 172L116 173H114V174H112V176H111V179L108 181V180H106L107 178H103V177H105V174H104V172H103V176H102V183L104 184V189L105 190H107V192L106 193H104L103 192V194L101 195V196H99L100 194H97V196H96V193H95V191H93V190H95L96 188H97V186H100L99 184L96 186H94V187H96L95 189H93V190H90V192H92V193H90L89 191H87V192H85V191H83L82 189H81V186H80V188H79V183L80 182H75V183H77V184H75V186H78L77 188H75V189H69V187L70 186H68V189L69 190H67V191H65V192H63V193H61V195L60 196H55L53 193L54 192H52V191H55L56 192V188H55V190H52V188L51 189H49V190H47L48 192H51V193H48L49 195H48V197H45V193H46V189H45V187H42V186H45V185H47V187H48V185H51V184H53V185H51V187H53L54 186V183L55 182H57V180L59 179V175H60V170L61 169H63V168H61V169H57V168H55L54 170H53V172L55 173V174H51L50 173V165L49 164H47V163H42V162H40V164L38 165V167H37V170H35L34 169V175H35V171H37V178L35 179L36 180V184H35V186L33 185L32 187L33 188H31V186L30 185H28V184H26V183H24L22 180H20V178H19V174H18V176H17V169H18V167L20 166V163L18 162V160H16V156H23V157H25L26 156V150L23 148V146H22V144H21V141H19L20 140V136L18 137L17 135H13V134H11V136H15V137H13L12 139H10L9 137H11V136H9L10 135V133H7V131L8 132H10V129H11V127L9 126V130H6L5 128L7 127H5V126H3L2 125V121H3V119H2V116H1V118H0V264H3V262H6V264L8 263L7 261H5L6 259H10V258H12L13 260H15L16 258H15V255L14 254H19L20 256L19 257H24L25 259H27L28 261H26L28 264H115V262H116V258H117V254H118V250H116V242L114 243V244H111L110 246H107V245H102V244H96L95 242H94V238H89V236H87L86 235V230L87 229H83L82 228V224H83V226H84V223H83V221L81 220L80 221V218L78 217V216H80V215H78L79 213H85L86 215L88 214V215H95V213L96 212H100L101 210H105V212H107V215H109L110 216V214L114 217L113 219H115V220H117V231H121V232H123V233H128V235L130 234V235H132L133 233H141V232H143V233H147V234H151L153 237L152 238H157L159 241H161V237L163 238V240L161 241V242H165V248H163L162 247V249H164V250H162L159 254L158 253H156L160 258H161V260H163L164 258H167V259H169V261H168V263L165 261V262H161L160 261V258H159V261L161 262V264H172V263H169L170 262V260H172V262L174 261L173 259H178L176 256H174L173 257V259H171L172 258V256L170 257V255H174V253H176V251H174L173 252V249L175 248V246H176V244H179V242H180V244L182 243V241H184L183 240V238H185V237H187V235L188 234H190L191 232H190V230L192 231V233H194L195 232V234L199 237H197V236H192L191 237V247H193L194 245V243L193 242H195V247L196 248H201V246L199 247V245H201V243L199 242V239L201 238L202 240H203V242H208L209 240H210V238L212 237V239L214 238V235L216 236V238H217V235H218V237L220 236V232L222 231V234H224V232L225 231H227L228 230V234H226V238H227V236L228 235H230L231 234V232H230V234H229V231L231 230V228H233V230H234V228L236 229L237 227V231H236V233L237 232H240V233H242V231H243V233L244 234H246L245 233V230L247 231V235H248V238L250 239V241H252V240H254L256 237H258L259 235L261 236H264V234H262V233H264V207H261V205H264V204H261V203H259V202H261V201H257V204H260V206H257V204L256 205H253L252 203H251V201H250V199H249V196H248V192L247 193H244V192H242V193H239L238 194V192H239V190L237 191L236 190V188H239L240 189V187L243 189V187H244V185L243 186H240L241 184H239V183H237L240 187H237L238 185H234V186H231L232 188H230L229 189V185L230 184H235V181L236 180H242V181H248V189L247 190H249V192H251V194H258V193H262V192H264V162H262L258 167H256V168H252L251 166H249V165H251V164H253V163H255V161L257 162L258 161V158L257 159H253L254 161H251V164H250V162H249V164H247V165H245V164H242L240 161H239V159L235 156V153L233 152L234 151V149H233V151H232V149H228L227 147H226V145H230V143H231V145H232V147H233V145L234 144H236V142H237V146H238V142L239 141H237V138H234V137H237L236 136V134H234L235 136L233 137V136H231L229 133H226V132H224V134L221 136V137H219L218 135H220L221 134V132H220V134H219V132H217L216 134H217V136L219 137L218 139L215 137L216 136V134L214 135V133H215V129H217V124L221 121H219L218 123H213L212 122V120L211 119H209V121L207 122V121H205L206 123H204V121H203V118L204 117H202L203 116V114H202V118L201 117H199ZM247 114H245L244 116H245V118L248 116H246ZM20 116V115H19ZM47 116V117H48ZM129 116V115H128ZM128 116H127V118H128ZM138 116V115H137ZM171 116H173L172 114H171ZM211 116V115H210ZM210 116L208 115V118H210ZM218 115L217 114H215V117L214 118H216ZM230 116H232V115H229V117ZM240 116V115H239ZM250 116H252V115H250ZM8 117H11L10 116V113H9V115H8ZM16 117H18V115L16 116ZM22 117H25V116H22ZM36 117V116H35ZM79 117V116H78ZM81 117V116H80ZM79 117V118H80ZM84 117V116H83ZM82 117V118H83ZM132 116H129V118H131ZM145 117H147V116H145ZM150 117V116H149ZM155 117H157V116H155ZM211 117H213V116H211ZM218 117H220V119H221V116L219 115ZM225 117H226V119H227V121L228 120H231V119H233V118H227L228 116H224L223 118L225 119ZM232 117H235L237 120H238V116L236 117V116H232ZM241 117V116H240ZM257 117V114H256V116H255V118ZM5 118V117H4ZM14 118V117H13ZM50 118H51V116H50ZM139 118V117H138ZM173 118V117H172ZM177 118V117H176ZM234 118V119H235ZM244 118V117H243ZM248 118V117H247ZM246 118V119H247ZM2 119V120H1ZM15 119V118H14ZM18 119V118H17ZM24 119V118H23ZM27 119V118H26ZM38 119V118H37ZM42 119H43V117H42ZM132 119V118H131ZM134 119V118H133ZM132 119V120H133ZM168 119V118H167ZM171 119V118H170ZM202 119V120H201ZM233 119V120H234ZM43 120H47L46 118H44ZM50 120V119H49ZM144 120V119H143ZM208 120V119H207ZM223 120V119H222ZM239 120H241V122H240V124H242V119H239ZM5 121V120H4ZM57 121V122H56ZM142 121V120H141ZM223 121H225V120H223ZM244 121V120H243ZM256 120H254V122H255ZM6 122V121H5ZM59 122V123H58ZM80 122L82 123L83 121H81L80 120ZM79 122V123H80ZM230 122H232V121H230ZM235 123H236V120L234 121ZM33 123V122H32ZM32 123H31V125H32ZM78 123V124H79ZM223 123V122H222ZM233 123V122H232ZM244 123H245V121H244ZM248 123V119L246 120V123L245 124H247ZM56 124H55V126H56ZM77 124V123H76ZM145 124V123H144ZM206 124V125H205ZM224 124V123H223ZM228 124H230V126L231 127H233V124H231V123H229L228 122ZM240 124H237V125H239V126H241ZM245 124H244V128H245ZM256 124H257V122H256ZM255 124V125H256ZM258 124H260L259 123V120H258ZM30 125V126H31ZM36 125L38 126V127H41V125L39 124V123H36ZM142 125V124H141ZM152 125V124H151ZM169 125H170V123H169ZM221 125V124H220ZM219 125V126H220ZM225 125V124H224ZM236 125V124H235ZM235 125H234V127H235ZM236 125V126H237ZM255 125H253V122H252V126H253V128H254V126ZM262 125V124H261ZM18 126V125H17ZM61 126H60V129H61ZM226 126H227V124H226ZM248 126V125H247ZM250 126V125H249ZM251 126V127H252ZM259 126V125H258ZM26 127H28V126H26ZM147 127V126H146ZM176 127V126H175ZM179 126H177V128H178ZM224 127V126H223ZM222 127V133H223V131H226V130H224V128ZM231 127H230V130H231ZM257 127V126H256ZM259 127H261V126H259ZM13 128V127H12ZM29 128V127H28ZM31 128V127H30ZM29 128V131L30 130H32V128L30 129ZM139 128V127H138ZM179 128V129H180ZM237 128L239 129H241L242 127H238L237 126ZM237 128H233L232 130L233 131H235V129L237 130ZM248 128H250V127H248ZM258 128V127H257ZM262 128V127H261ZM16 129H18V128H16ZM23 129H25V128H23ZM22 129V130H23ZM27 129V128H26ZM60 129L59 130H57V129H55V130H57V131H60ZM145 129V128H144ZM148 129V128H147ZM229 129V128H228ZM251 129V128H250ZM14 130V129H13ZM38 130H39V132H38ZM37 131H36V133H38V135L36 134L35 136H37V137H39V136H41V135H43L42 133H44L43 131H41L42 129H38ZM46 130V129H45ZM80 130V129H79ZM159 130V129H158ZM246 130H248V129H246ZM252 130V129H251ZM24 132H26L25 130H23ZM22 131V132H23ZM78 131V130H77ZM76 131V132H77ZM149 131V130H148ZM170 131V130H169ZM179 131V130H178ZM177 131V132H178ZM181 131V130H180ZM184 131V132H185ZM200 131V132H201ZM206 131H204V132H206ZM218 131V130H217ZM232 131V132H233ZM42 132V133H41ZM171 132V131H170ZM199 132V133H200ZM229 132V131H228ZM231 132V131H230ZM237 133H239L238 132V130L236 131ZM251 132V131H250ZM83 133V132H82ZM145 133V132H144ZM179 133V132H178ZM235 133V132H234ZM241 133V132H240ZM239 133V134H240ZM20 134V133H19ZM18 134V135H19ZM34 134V133H33ZM41 134V135H40ZM59 134H61V131H60V133ZM123 135L122 136H120L121 138L122 137H124L125 135H124V133H122ZM203 134H205V133H203ZM232 134V133H231ZM238 134V135H239ZM242 134V133H241ZM240 134V135H241ZM66 135V134H65ZM70 135H72L71 133L68 135V136H70ZM77 135V134H76ZM75 134H74V137L76 136ZM79 135V134H78ZM206 135V134H205ZM254 135H256L255 133H254ZM50 136H52V135H50ZM80 136V135H79ZM129 136V135H128ZM127 136V137H128ZM155 136V134H153V137ZM176 137H177V135H175ZM174 136V138H176ZM200 136V135H199ZM34 137V136H33ZM33 137H31V138H33ZM46 135L44 134V139H46ZM73 137V138H74ZM85 137V136H84ZM119 137V136H118ZM149 137V136H148ZM157 137V136H156ZM156 137H154V138H156ZM187 137V138H186ZM198 136H196L195 137V139H196V143L197 144H195L194 142H195V139H194V142H193V140L191 141L190 139V142H191V144L193 143V144H195V146L196 145H198L199 146V142L198 141H200L201 139H198L197 138ZM209 137V138H210ZM232 137L234 138V139H236V141L234 140V143L232 144ZM16 138V139H15ZM30 138V139H31ZM43 138H42V141H43ZM64 138H66V137H64ZM78 137L76 136V139H77ZM79 138H81V137H79ZM83 138V137H82ZM120 138V139H121ZM200 138V137H199ZM209 138H208V140H209ZM243 138H245L244 136H243ZM51 139V137L49 138V140ZM68 139H71V138H68ZM75 138H74V140H76ZM84 139V138H83ZM82 139V140H83ZM86 139V138H85ZM198 139V140H197ZM246 140H248L247 138H245ZM244 139V140H245ZM252 139V138H251ZM47 140V139H46ZM46 140H45V142L43 141V145L46 143ZM66 140L67 139H65V140H63V141H65L66 142ZM71 140H73V139H71ZM70 140V141H71ZM74 140L73 141H69V142H67V144H69L70 143V145H71V143L72 142H74ZM126 140H128V138L126 139ZM188 140V141H189ZM202 140H203V138H202ZM201 140V141H202ZM250 140V139H249ZM32 141V140H31ZM63 141L61 142V143H63ZM77 141H79V140H77ZM81 141V140H80ZM86 141H88V140H86ZM85 141V142H86ZM100 141H102V140H100ZM122 142H123V140H121ZM130 141H132V139L130 138ZM130 141H127L128 142V144H130ZM200 141V142H201ZM262 141V140H261ZM30 142V141H29ZM76 142V141H75ZM82 142H84V141H82ZM81 142V143H82ZM92 142H94V141H92ZM126 142V141H125ZM249 142V141H248ZM255 142H258V145L261 143V142H259V140L258 141H254V142H252V143H255ZM50 142L49 141H47V144H49ZM61 143H60V145H61ZM87 143V142H86ZM86 143H82V144H86ZM88 143H90V142H88ZM101 143V142H100ZM201 143H203V141L201 142ZM53 143L51 142V146H53L52 145ZM80 144V143H79ZM78 144V147L80 146ZM81 144V145H82ZM190 144V145H191ZM204 144H206V142L204 143ZM244 144H246L247 145V142L245 143V141H244ZM257 144V143H256ZM256 144H254V145H256ZM262 144V143H261ZM43 145H41V143H39V145L38 146H36L35 148L34 147H31V148H29L28 150L30 151L31 149H36L37 147L39 148V146L42 148V146ZM89 144H87V146H88ZM94 145H97L96 144V142L94 143ZM46 146V145H45ZM56 146V145H55ZM59 146V145H58ZM83 146V145H82ZM81 146V147H82ZM122 146H123V144H122ZM121 146V147H122ZM125 146V145H124ZM262 146H264V145H261V147ZM46 147H50V146H46ZM54 147V146H53ZM62 147V146H61ZM61 147H59V148H61ZM70 147V146H69ZM81 147H80V149H81ZM92 147V146H91ZM126 147V146H125ZM164 147V148H163ZM197 147V146H196ZM202 147V146H201ZM204 147H208V146H204ZM204 147H202V149L204 148ZM210 147V146H209ZM43 148H44V146H43ZM42 148V150L44 151V150H48L49 148H45V149H43ZM57 148V147H56ZM71 148V147H70ZM84 148V147H83ZM86 148V147H85ZM88 148H89V146H88ZM192 148H195L194 146L192 147ZM50 149H52L51 147H50ZM55 149V148H54ZM72 149V148H71ZM78 149V148H77ZM79 149V150H80ZM93 149V148H92ZM190 149V148H189ZM201 149V150H202ZM262 149H264V148H262ZM262 149H259L257 152L259 153V155H261L262 157H264V150H262ZM27 150V151H28ZM56 150V149H55ZM188 150V149H187ZM197 150V149H196ZM199 150V149H198ZM205 148H204V152H205ZM227 150V151H226ZM29 151H28V153H29ZM35 151H37V149L35 150ZM81 151V150H80ZM85 152L87 151V149L86 150H84ZM120 151H122V149L120 148ZM124 151V150H123ZM122 151V152H123ZM200 151V150H199ZM199 151H198V153H199ZM202 151V152H203ZM208 151H209V149H208ZM211 151V150H210ZM84 152V153H85ZM96 152V151H95ZM94 152V153H95ZM125 152V151H124ZM159 152H161V151H159ZM189 152H190V150H189ZM191 152H193V151H191ZM237 152V151H236ZM246 152V151H245ZM34 153V152H33ZM38 153V152H37ZM79 153V152H78ZM83 153V154H84ZM91 153H93V150L91 151ZM186 153V154H185ZM184 153V156H185V158H187L188 159V156H187V154H189L190 155V153H187V152H185ZM194 153H195V151H194ZM197 153V152H196ZM195 153V154H196ZM197 153V155H200V153L198 154ZM206 153L208 154V152L206 151ZM241 153H242V151H241ZM42 154V153H41ZM41 154H40V156H41ZM81 154H82V152H81ZM148 154V155H147ZM159 154V153H158ZM161 154H165V155H167L168 153H167V151H166V153H161ZM169 154H170V152H169ZM169 154H168V156H169ZM183 154V153H182ZM209 154H210V152H209ZM208 154V155H209ZM213 154V153H212ZM244 154L245 153H243V155H241V157H243L244 156ZM247 154V153H246ZM246 154H245V156H246ZM34 155H36L37 157H35V158H40V156H39V154L37 155V154H34ZM34 155L32 156L33 158H34ZM61 155V154H60ZM123 155V154H122ZM258 155V154H257ZM256 155V156H257ZM28 156H29V158H30V155L28 154ZM167 156V157H168ZM193 156V155H192ZM191 155H190V157L189 158H191L192 157ZM56 157V156H55ZM57 157H59V155H57ZM56 157V158H57ZM74 157H75V155H74ZM125 157V156H124ZM166 157V156H165ZM171 157V156H170ZM194 157H197L196 155H194ZM202 157V156H201ZM215 157V156H214ZM241 157H239V158H241ZM258 157H260V156H258ZM32 158V159H33ZM42 158V157H41ZM52 158L54 159V157L52 156ZM55 158V160H53V159H50L51 160V163H53L54 161H56L57 159ZM77 158V157H76ZM128 158V159H127ZM155 158V157H154ZM172 158V157H171ZM171 158H170V161H171ZM183 158V157H182ZM32 159H30V160H32ZM74 159V158H73ZM119 159V158H118ZM124 159V160H125ZM146 159V160H145ZM173 159V158H172ZM178 159V158H177ZM186 159V160H187ZM207 159V158H206ZM209 160H210V158H208ZM207 159V160H208ZM216 159V158H215ZM37 160H39V159H37ZM42 160H43V158H42ZM52 160H53V162H52ZM68 160V159H67ZM69 160H72V159H69ZM75 160V159H74ZM74 160H72V161H74ZM91 160V159H90ZM154 160V159H153ZM182 160H184V159H182ZM185 160V161H186ZM188 160H190V159H188ZM206 160V161H207ZM209 160H208V164L210 163L209 162ZM262 160H264V158H262ZM36 161V160H35ZM35 161H33L32 160V162H35ZM63 161V160H62ZM62 161H61V163H62ZM75 161H77V160H75ZM80 161V160H79ZM89 161V160H88ZM120 161L122 162L123 160H121L120 159ZM22 162V161H21ZM65 162H66V160H65ZM64 162V163H65ZM90 162V161H89ZM124 163L126 162V161H123ZM144 162L145 163H147V164H144ZM152 162V161H151ZM253 162V163H252ZM22 163H24V162H22ZM37 163V162H36ZM50 163V164H51ZM68 163V162H67ZM76 162H69V164L70 165H73V164H75ZM85 163V162H84ZM141 163H143V164H141ZM167 163H168V161H167ZM183 163H185V162H182L181 163V165L183 166L184 164ZM187 163V162H186ZM212 163V162H211ZM68 164V165H69ZM121 164V163H120ZM126 164V163H125ZM169 164H170V162H169ZM219 164V163H218ZM259 164V163H258ZM62 164H59V166H61ZM86 165V164H85ZM90 165V164H89ZM88 165V166H89ZM144 165H147V166H144ZM165 165V164H164ZM212 165V164H211ZM33 166V165H32ZM58 166V167H59ZM87 166V165H86ZM92 166V165H91ZM121 166V165H120ZM181 166V167H182ZM257 166V165H256ZM64 167V166H63ZM76 167H77V165H76ZM121 167H124V164L121 166ZM169 167H172V164H171V166L169 165ZM169 167L167 168H165L164 167V169L166 170V169H169ZM206 167H207V165H206ZM216 167V166H215ZM60 168V167H59ZM89 168H90V166H89ZM116 168V167H115ZM174 168V167H173ZM187 169V167H184L183 166V169ZM193 168V167H192ZM107 169H109L108 167H107ZM125 169V168H124ZM181 169V168H180ZM179 169V170H180ZM185 169V170H186ZM204 169V168H203ZM216 169V168H215ZM30 170L32 171L33 169L30 167V169H29V172H30ZM76 170V169H75ZM102 170V169H101ZM179 170H177L178 172H179ZM182 170V169H181ZM192 170H194V169H192ZM212 170V169H211ZM21 171H22V169H21ZM103 171V170H102ZM120 171H121V168H120ZM176 172V171H174V170H171V172ZM189 171H191L190 169H188V172ZM28 172V171H27ZM79 172V171H78ZM78 172L76 171V173H77V176L79 175L78 174ZM95 172V171H94ZM171 172H170V174H171ZM178 172H177V174H178ZM188 172H186V173H188ZM191 172H194L195 173V170L194 171H191ZM216 172H218V171H216ZM214 173V171H213V173H212V178L210 179V180H212L213 178H216V177H214V176H216V174L217 173ZM19 173H21V172H19ZM23 173H25V172H23ZM33 173H31V174H33ZM75 173V174H76ZM105 173H106V171H105ZM109 174L111 173V172H108ZM108 173L106 174L107 176H108ZM182 172H180V174H178L177 176H183V174H181ZM186 173L184 174V176L186 175ZM203 173V172H202ZM30 174V175H31ZM99 174V173H98ZM100 174H101V172H100ZM173 174H176V173H173ZM211 174V173H210ZM89 175H90V173L88 174V177H89ZM188 175H190V176H192V173L190 174V172L188 173ZM187 175V176H188ZM194 175V174H193ZM195 175H197L198 177H199V175L198 174H196L195 173ZM80 176V175H79ZM78 176V177H79ZM82 176V175H81ZM91 176V175H90ZM100 176V175H99ZM106 176V177H107ZM110 176V175H109ZM170 176V175H169ZM176 176V177H177ZM196 176V177H197ZM35 177H36V175H35ZM85 177V178H84ZM83 177V179H86V175ZM171 177H172V175H171ZM170 177V178H171ZM205 177V176H204ZM202 178L203 180L204 179H207V178ZM206 177H208L207 175H206ZM210 177V176H209ZM209 177H208V179H207V181H210L209 180ZM67 178H69V176L67 175ZM108 178H110V177H108ZM163 178V179H162ZM186 178V177H185ZM70 179V178H69ZM69 179H67V181L68 182H70L69 181ZM105 179V180H104ZM174 179V178H173ZM172 179V181H175V180H173ZM187 179L188 180H190L188 177H187ZM187 179H185V182H183V180H181L180 179V181H181V183H186V180ZM193 177H192V181H193ZM200 179V178H199ZM63 180V179H62ZM72 180V179H71ZM82 180V179H81ZM171 179H169V181H170ZM187 180V181H188ZM201 180V179H200ZM203 180H201V182L200 181H198L200 184H198V183H196L197 185H201V187H203L204 186V182H206V180H204V182H202ZM90 181V180H89ZM92 181V180H91ZM107 181V182H106ZM168 180L166 181V182H169ZM171 181V182H172ZM214 181H215V179H214ZM61 182V181H60ZM59 182V183H60ZM176 182V181H175ZM189 182V184H190V181H188ZM233 182V183H232ZM83 183V182H82ZM81 183V184H82ZM191 183H193V182H191ZM62 184L63 183H61L60 185L62 186ZM65 184V186H66V183H64ZM103 184L100 186V187H102L103 186ZM173 184V183H172ZM172 184H170L171 186H173ZM175 184V183H174ZM176 184H178V186L180 187L181 185H179L180 183H176ZM174 185V186H177V185ZM206 184V183H205ZM28 185V186H27ZM72 185H74L73 183H72ZM165 185V186H166ZM182 185H184V184H182ZM194 186H195V183L193 184ZM193 185H191L193 188H191V186H189L191 189H194V190H197V189H195L196 188V186H195V188H194V186ZM64 186V187H65ZM213 186V187H214ZM29 187V188H28ZM41 187H42V189H41ZM50 187V186H49ZM93 187V186H92ZM168 187H169V185H168ZM199 187V186H198ZM200 187V188H201ZM54 188V187H53ZM86 188H87V186H86ZM86 188H84V189H86ZM205 188V187H204ZM203 188V189H204ZM211 188V187H210ZM58 189V188H57ZM99 189H101V188H99ZM181 189V188H180ZM184 189V188H183ZM190 189V190H191ZM203 189H202V191H203ZM245 189V188H244ZM243 189V190H244ZM44 192H43V191ZM142 190L143 191H145V196H143L144 197V202H145V210H143L144 208L142 207V210L144 211V215H143V217L142 218H139V217H136V218H134V217H132V210H128L127 209V203H129V202H131L133 199H134V203L136 204V201H137V197H139L140 196V194H141V192H142ZM172 190V189H171ZM185 190V189H184ZM187 190V189H186ZM198 190H200V189H198ZM214 190H216L215 189V187H214ZM98 191V190H97ZM177 191V190H176ZM101 192V191H100ZM171 192V191H170ZM173 192H175L174 190H173ZM179 192L181 193L182 192V190H179ZM200 192V191H199ZM43 193H44V195H43ZM176 193V192H175ZM215 193V194H214ZM170 194V193H169ZM172 194V193H171ZM169 195V196H173V195ZM182 194V193H181ZM180 194V195H181ZM204 195H205V193H204ZM225 196H223V197H225ZM255 196V195H254ZM261 197H264V196H261ZM171 198V197H170ZM174 198V197H173ZM185 198H187V196L185 195ZM196 198V197H195ZM62 199V200H61ZM63 199H65V200H63ZM140 199H141V196H140V198L138 199L139 201H140ZM200 199H202L203 200V198H200ZM58 200H61L60 202H62L63 203V201H66V202H64V204L62 205L61 203H60V205L62 206V212H61V215L59 216V220H61L63 223H65V226H66V233H65V236L63 237V245L65 244V250H63V251H65L64 253L65 254H63V251H61V250H58L59 249V244H61V243H59V242H61L62 240L61 239H59V246L56 244V245H53L54 244V242L52 243L51 242V244H50V246L51 247H53V249H52V251L51 250H49V249H46V250H43V249H45V248H43L42 247V249H38L37 248V246H33L32 244H31V246L32 247H34V248H32V247H30L29 246V243L28 244H26L25 242L28 240L27 238H26V241L24 240V238L26 237V234L29 232V231H31V229L30 228H32L33 229V232L35 233V231L34 230H36V229H34L35 227L37 228V226L40 224L41 226L42 225H44V224H46V222L45 221H47V220H49L50 218H48L50 215H46V216H44L43 217V215H39L40 214V211L42 210L43 212H45V210H47V208H51V207H54V209H55V207H57L58 208V206H59V211L61 210V206L59 205V204H57L56 202L58 201ZM169 200V204L170 205H173V204H171V203H174V202H172V201H170V200H172V199H168ZM258 200V199H257ZM174 201H175V199H174ZM184 201V200H183ZM140 202H142L141 203V205L143 204V201H142V199H141V201ZM139 202V203H140ZM171 202V203H170ZM191 202H194V201H191ZM191 202H189L190 204H191ZM197 203H193V204H195V206H196V204ZM203 203V204H202ZM254 203V202H253ZM55 204H57L56 206H55ZM134 204V205H135ZM168 204V205H169ZM190 204H188V205H190ZM192 204V206L191 207H193L194 205ZM41 206V207H43V209H41V207H40V209H39V207L38 206ZM167 205V206H168ZM181 205V204H180ZM208 205H207V207H208ZM133 206V205H132ZM177 206H178V204H177ZM140 207V208H141ZM181 208H182V206H180ZM36 208H38V210H36ZM168 208H170V206L168 207ZM186 208L188 209V207H187V203H186ZM185 208V209H186ZM31 209H34V211L36 210V214H34V212L31 210ZM131 209H132V207H131ZM167 209V208H166ZM177 209V208H176ZM184 209V208H183ZM187 209H186V211H187ZM194 208H192V210H193ZM32 212H31V211ZM52 210V212H53V209H51ZM170 210V209H169ZM169 210H167V211H169ZM180 210V209H179ZM189 210H190V208H189ZM29 212V213H27V217H32V220H31V218H29L30 219V221H29V219L27 218L26 219V221L28 220V223H32L33 221H35V222H37V224L36 225H34L33 223H32V225H34V226H30V227H28L29 229H27V227L26 228H23V229H21V231L19 230L20 229V226L22 225V218H23V215H24V217L26 216V213L25 212ZM131 211V212H130ZM139 211H140V209H139ZM172 210H170V214H172V212H171ZM178 210H174L173 211V214L175 213V212H177ZM181 211V210H180ZM185 211V212H186ZM191 211V210H190ZM194 211V210H193ZM38 212H39V214H38ZM51 212V211H50ZM51 212V213H52ZM55 212H57L56 210H55ZM182 212V211H181ZM25 213V214H24ZM133 213H135V212H133ZM190 212H188L187 214H189ZM38 214V215H37ZM50 214V213H49ZM53 214H54V212H53ZM56 214V213H55ZM55 214L53 215V216H55ZM186 214V213H185ZM206 214H209L207 217H205V215ZM96 215H98L97 213H96ZM101 215H103V212H102V214ZM136 215V214H135ZM167 215V214H166ZM108 216V217H109ZM168 216V215H167ZM185 216V215H184ZM45 217L47 218V220L45 219ZM91 217V216H90ZM99 217H100V215H99ZM111 217V216H110ZM79 218V219H78ZM98 218V217H97ZM193 220H192V219ZM55 219V218H54ZM100 219V218H99ZM101 219H103V218H101ZM104 219H106V218H104ZM148 219H156V221H158L159 223H158V225H156V221L154 222L153 221V224H152V222L150 223V224H148L147 225V223H146V221H148ZM171 219V220H170ZM191 219V220H190ZM109 220H112V219H109ZM114 220V221H115ZM32 221V222H31ZM50 221V220H49ZM49 221H47V224H48V222ZM100 221V220H99ZM107 221V220H106ZM166 221V222H167ZM45 222V223H44ZM104 222V221H103ZM102 222V223H103ZM111 222V221H110ZM164 222V223H163ZM172 222H173V220H172ZM27 223V224H28ZM63 223H61V224H63ZM100 223V222H99ZM105 223V222H104ZM103 223V224H104ZM168 223V222H167ZM93 224V226L94 225H96L97 224V221H96V223L94 222V223H92ZM102 224V225H103ZM109 224V223H108ZM111 224V223H110ZM152 224V225H151ZM161 224V225H160ZM166 224V223H165ZM242 225V227H241V225ZM30 224H28V226H29ZM39 225V226H40ZM50 225V224H49ZM49 225H47V226H49ZM86 225H88V223L87 224H85V227H87ZM98 225V224H97ZM150 225V226H149ZM23 226V225H22ZM39 226H38V228H39ZM91 226V225H90ZM99 226V225H98ZM160 226H161V228H160ZM237 226V227H236ZM243 226H244V228H245V230L243 229ZM34 227V228H33ZM95 227V226H94ZM113 227V226H112ZM241 229H240V228ZM38 228H37V231H38ZM64 228V227H63ZM62 228V229H63ZM92 228V227H91ZM114 228V227H113ZM40 229V231H41V228H39ZM47 229V231H48V229L49 230H51L52 228H51V225H50V228L49 227H46V228H44V230H46ZM60 229V228H59ZM224 229H226L224 232H223V230ZM238 229H240L239 231H238ZM22 230L24 231V230H27V231H25L24 232V234H25V237H24V235H23V232H22ZM83 230H85V232L83 231ZM89 230V229H88ZM91 230H93V228L91 229ZM159 230H160V232H159ZM194 230V231H193ZM46 231V232H47ZM62 231V230H61ZM96 231V230H95ZM112 231V230H111ZM111 231H109V232H105V233H108L107 235L109 236V234H110V232ZM166 231V232H165ZM32 232V233H33ZM57 232V231H56ZM91 232V231H90ZM99 232H101V231H99ZM165 232V234H166V236H165V234H162V233H164ZM217 232H219L217 235H216V233ZM31 232H30V234H32ZM55 233V232H54ZM113 233H114V231H113ZM213 233H215V234H213ZM226 233V232H225ZM239 233V234H240ZM38 234V233H37ZM53 234V233H52ZM56 234V233H55ZM93 234H94V232H93ZM114 234H116V232L114 233ZM113 234V235H114ZM120 235H122L123 236V234H121V233H119ZM145 235L144 236V238L145 239H151V238H148V236L149 235ZM160 234V235H159ZM162 234V235H161ZM235 234V233H234ZM233 234V235H234ZM44 235V234H43ZM46 235V234H45ZM102 234L100 233V235L99 236H101ZM103 235H105V234H103ZM119 235V236H120ZM129 235V236H130ZM150 235V236H151ZM163 235L165 236V237H163ZM201 235H202V237H201ZM232 235V234H231ZM237 235V234H236ZM235 235V236H236ZM22 236V237H21ZM33 237H35V238H37V236L35 235V234H33L32 235ZM98 236V237H99ZM112 236V235H111ZM128 236V238H129V240H130V237H132V236H130L129 237ZM160 238H159V237ZM204 236V237H203ZM49 237H50V235H49ZM52 237H53V240L55 239V240H57L56 239V237H58V238H60L59 237V235H52ZM168 237V238H167ZM194 237H197V238H194ZM228 237H230V236H228ZM232 237H234V236H232ZM244 237H246V236H244ZM244 237H241V238H243L244 239ZM23 238V239H22ZM39 238H42L41 236L39 237ZM106 238V237H105ZM110 238V236L107 238V240H110L109 239ZM115 238H117V237H115ZM115 238H112V240H115ZM120 238H121V236H120ZM123 238V237H122ZM133 238H134V236H133ZM132 238V239H133ZM143 238V240H145ZM154 239V240H156L155 242L153 241V239H152V243H153V245L155 244V243H158L159 245L161 244L160 242H157L158 240L157 239ZM167 238V242H166V239ZM192 238H194V239H192ZM215 238V239H216ZM33 239V238H32ZM38 239V238H37ZM37 239H36V241H37ZM44 239V238H43ZM99 239H101V237L99 238ZM131 239V240H132ZM140 239V238H139ZM196 239H198L197 241H196ZM219 239H221V237H219L218 238V240ZM236 239V238H235ZM238 239V238H237ZM259 239V238H258ZM42 240V239H41ZM61 240V241H60ZM102 240H103V238H102ZM107 240H106V242H107ZM123 240H124V238H123ZM123 240H121V241H123ZM130 240V241H131ZM142 240V241H143ZM143 241V243L144 242H146L145 244L147 245V243H151L149 240V242L148 241ZM168 240H170L169 242H168ZM230 240V239H229ZM29 241V240H28ZM187 241H188V239H187ZM186 241V239H185V242H187ZM217 241V240H216ZM219 241H221V240H219ZM260 241V240H259ZM42 242V241H41ZM103 242H104V240H103ZM110 242V241H109ZM114 242V241H113ZM118 242H120V241H118ZM117 242V243H118ZM128 242V241H127ZM135 242V241H134ZM137 242V241H136ZM139 242V241H138ZM189 242V243H190ZM196 242L197 243H199L198 244V246H196ZM214 242V241H213ZM243 242V241H242ZM253 242V241H252ZM251 242V243H252ZM35 243H40V240L38 239V242H35ZM49 243H50V241H49ZM105 243V242H104ZM122 244H123V242H121ZM120 243V244H121ZM151 243V244H152ZM188 242H187V244H189ZM221 243V242H220ZM137 244H140V243H137ZM144 244V245H145ZM157 244V245H158ZM203 244V243H202ZM209 244V243H208ZM217 244H218V242H217ZM261 244V243H260ZM259 244V245H260ZM262 244H264V242H262ZM261 244V245H262ZM145 245V246H146ZM156 245V244H155ZM190 245V244H189ZM204 245V244H203ZM214 245V244H213ZM212 245V246H213ZM221 245V244H220ZM219 245V246H220ZM247 245V244H246ZM246 245H244L245 247H246ZM218 246V245H217ZM217 246L215 247V248H217ZM243 246V248H245ZM251 246V245H250ZM250 246H247L248 248H247V252L248 253H246V255H244V257H243V259L241 260V261H239L238 263H236V264H251L252 263V260L254 261V259L256 258L255 256L258 254V252L256 253V251H258V250H260L261 251V249H259L257 246V248L255 247V249H258V250H255V252H254V254H253V256L255 257H253L252 256V253H251V248H249ZM37 249H36V248ZM61 247H62V244H61ZM123 247V246H122ZM124 247H125V249L127 250V248H129L130 249V247H129V244H128V246H125V244H124ZM150 247V246H149ZM190 247V248H191ZM210 247V246H209ZM214 247V246H213ZM262 247H264V246H262ZM32 248V249H31ZM47 248V247H46ZM145 247H142V248H140V247H138V245L136 246V248H131V249H134V253L133 254H131V258H132V256L134 255V259H135V264H150V262H151V260H152V262H153V260L155 261V258H157L156 257V255L155 256H153V257H155V258H153L152 256H151V254H149V253H147L146 252V250L147 249H144ZM179 248V247H178ZM178 248H177V250H178ZM183 248H185V247H182V249ZM212 248V247H211ZM215 248H214V250H215ZM33 249H36V252L38 253L39 251H41V252H39L38 253V255L37 254H34L32 251H33ZM130 249V250H131ZM149 249V248H148ZM160 249V248H159ZM208 249H210V248H208ZM240 249H241V247H240ZM43 250V251H42ZM129 250V251H130ZM193 250V249H192ZM62 252V254H61V252ZM129 251H125L124 253L125 254H127V255H125L126 257H127V260H128V252ZM160 251V250H159ZM179 251V250H178ZM177 251V252H178ZM194 251H196V249L194 250ZM211 251V250H210ZM209 251V252H210ZM127 252V253H126ZM198 252V251H197ZM240 252V251H239ZM243 252H245V251H243ZM243 252L241 251V253H240V255H242L243 254ZM262 252H264V251H262ZM129 253H131V251L129 252ZM153 253V252H152ZM191 253V252H190ZM213 253V252H212ZM211 252H210V254H212ZM256 253V254H255ZM193 253H191V255H189V258L187 259V260H183V259H180V263H177V264H205V260H204V258H203V255H201V254H199V255H197L196 257L194 256V255H196V254H193ZM209 254V255H210ZM13 255H14V258H13ZM37 255V256H36ZM153 255H154V253H153ZM176 255V254H175ZM178 255L180 256L181 254H179L178 253ZM177 255V256H178ZM208 255V256H209ZM239 255V254H238ZM240 255L238 256V257H240ZM61 256L63 257V258H61ZM191 256H193V257H191ZM215 256V255H214ZM152 257V258H151ZM162 257H164V258H162ZM170 257V258H169ZM181 257H182V255H181ZM180 257V258H181ZM190 257H191V259H190ZM211 257V255L207 258V260L209 259ZM254 258V259H253ZM214 259H215V257H214ZM213 259V261L215 262V260ZM35 262H34V261ZM124 260H126V259H124ZM188 260H189V262H188ZM119 261V260H118ZM129 261V260H128ZM131 261V260H130ZM134 261V260H133ZM212 261V262H213ZM217 261V260H216ZM234 261V260H233ZM23 262V261H22ZM21 262V263H22ZM122 262H124V261H122ZM160 262L158 263V262H154V263H151V264H155V263H158V264H160ZM207 262V261H206ZM235 262V261H234ZM124 263H126V262H124ZM132 262H129L128 264H131ZM232 263V262H231ZM230 263V264H231ZM13 264V263H12ZM15 264V263H14ZM19 264H20V262H19ZM213 264H215V263H213ZM220 264V263H219ZM234 264V263H233Z\"/></svg>",
	"mask_w": 264,
	"mask_h": 264
}]
</instances>
